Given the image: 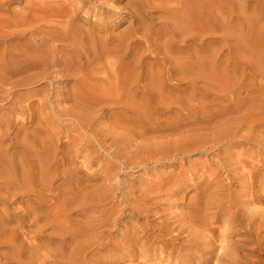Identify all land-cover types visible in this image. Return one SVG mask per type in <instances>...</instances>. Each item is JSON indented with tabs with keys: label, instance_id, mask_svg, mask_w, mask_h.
<instances>
[{
	"label": "bare ground",
	"instance_id": "1",
	"mask_svg": "<svg viewBox=\"0 0 264 264\" xmlns=\"http://www.w3.org/2000/svg\"><path fill=\"white\" fill-rule=\"evenodd\" d=\"M86 1V0H85ZM88 1V3H90V2H92L91 0H87ZM95 1V0H94ZM96 1H98V0H96ZM240 1H242V0H240ZM245 1V3L244 4H246V1L247 0H244ZM258 1V0H257ZM0 2H2L1 0H0ZM6 3V1H3V3ZM103 2V1H102ZM261 3H262V1H260ZM239 0H126V2H125V12H126V14L123 16V18L122 19H129L128 21V25H127V27H126V29L123 31V30H121V31H123V32H119V34L117 35L116 34V36H112V37H110V35H109V37H108V35L106 36V37H104V36H102L101 38L100 37H98L99 35H93L92 33L93 32H90V30H81V29H79V27H78V29L77 28H73L72 27V29L69 31V29L67 28V26H65V27H63V30L64 31H62L61 32V30L60 29H58V35L61 33V35H59V36H61V38L60 37H58V38H55V37H50L51 39L52 38H55V39H52L51 40V43H50V48L48 49L47 47H46V45H45V47H44V45H43V50H44V48L46 49V51H45V53H43L42 55L40 54H37L38 53V51L40 50V47H42V46H37L36 45V43L35 42H33V45H36L37 47H39V50L38 51H36V49L34 50V51H36L37 53V55L35 56V55H32V51H30L32 48H28L27 46H22V48H21V50H23V47H27L29 50H27V52L28 51H30V52H28V53H30V55H24L23 57H29V56H31L32 58H34V59H32V60H30V58H29V62H28V60L27 59H25L24 60V62H26V63H28L29 65H31L32 66V69L33 68H35V70H36V68H37V71L36 72H34V73H30L31 72V70H29L30 72V75L27 73L28 72V68H27V71H26V73H27V75L29 76L28 78L26 77L25 79H24V77H25V75L24 76H22L23 77V79H21V77L19 78V76L17 77V78H19L18 80H14V79H16V77L14 78L13 76H15V75H20L21 73H22V71H19L20 72V74L18 73V70L16 69L15 70V68L12 66V64H10V63H12V61L11 62H9L8 61V59L7 58H4V57H2V58H4V59H7V61L9 62H7L6 63V60H5V62L3 61V62H1L0 61V63H3L2 65L0 64V66H1V71H0V88L1 87H4L5 85H8V87L6 88H2L1 90H0V102H3V101H6L7 99H8V97H10V96H12L13 94V89H15L16 88V86H19V87H17V88H20V86L21 85H27V86H33V85H36V82L38 83V82H40L39 84V86H40V89H49L50 90V85H53V83H58V81H61V79L62 78H64V77H69V79H70V77H72V81L71 82H73L74 83V86L72 85V87H70L71 88V94L70 95H68L67 94V90L65 91L66 93H64L65 94V96L61 99V100H58V105H59V102H64V103H66L67 102V100H70V103H67L69 106H65L66 108H62L61 107V105L62 104H60L59 106L61 107V109H60V107H57L56 105L54 106V109L53 110H55L54 111V114H59V116L61 117V115H64V116H67L68 117V121H70L69 122V125L70 124H74L75 125V127H78V128H76V129H78L79 131H80V133L78 132V130H77V132L79 133V135L77 134V133H71V135L72 134H77V137H78V139H80L79 140V142L81 141V143L83 144H80L79 145V147L78 146H76V144H74V141L73 142H71L70 140V144L68 143V145H66V147L65 148H63V149H61V148H59L58 146H56V144H54V142H52V140H54L55 139V137H54V135H56L54 132L57 130V129H55V131L54 130H52V131H54V132H49L50 130H51V128H50V130L49 131H47V130H42V127L40 126L43 122H42V120H41V118H39V117H41V115H43L42 116V118H44V116H46V115H49V114H47L46 113V115L44 114L45 112H44V107H41L42 109H43V111H38V110H36V107H35V109H33V108H30V110L32 109V111L33 110H36V112L34 111V112H32L31 111V114H36V115H39V116H37V119L36 118H34L35 116L34 115H31V114H28V116L30 115V116H34L33 118L34 119H36V123L38 124V127H34V128H32V127H30V128H32L33 129V131H30L31 132V134L29 135L28 133H26L25 132V134L23 135V137H22V139H21V137L19 138V134L17 135V131H16V133H15V140L14 141H16V138L18 137L19 139H21V141H20V146H18V144H17V146H18V148L16 149L15 148V146H14V148L16 149V151H14V150H12L13 152H10V153H8V149H7V147H4L3 146V143H5L4 141H5V138H4V136H6V135H8V131H9V129H11V128H9V127H6L7 126V124H8V122H10L9 121V119H7V121L6 122H4V125H5V123H7L6 124V126H2L3 124L0 122V203H4V204H6V206L8 205V203L10 202V203H15V202H18V204L14 207V209L12 210V215L11 216H9V217H7V218H2V217H0V250L1 249H3V250H1V253L4 251V253H3V256H2V262L0 261V263H2V264H45V262L47 263V264H99V263H94L93 261H91V257L93 258V256H91L90 257V254H89V252H91L93 249H90L91 247H94V246H92V242L94 243V241L96 242V243H98L97 241H96V239L97 240H100V238L102 239V237L100 236L99 237V239H98V237L96 238H92L91 239V235H89L88 236V234H89V232H90V227L92 228V226L94 225V227H93V229L91 230V232H92V234L93 233H96L95 231H96V229L94 230V228H97L98 227V225H102V222L100 223V224H98L97 223V227H95V225L96 224H94V222L92 223L90 220H92L93 218H94V216L91 218L90 217V214H92V213H90L89 215L88 214H86V215H88L89 217H87V219H86V221H85V219H84V222L82 221V220H79V221H82L81 222V226L82 227H78V225L76 226L75 224H74V226L77 228V230H76V228L73 226V223H75V221L74 220H72V221H74L73 223L70 221L71 220V216H69L70 218V220L68 219V217L67 216H65L63 213L64 212H66L67 213V211L68 210H70L71 209V207H74L75 206V208H77L76 207V205L77 206H79V205H82L81 207H83V205L84 204H86L87 203V205H84V206H89L88 205V203H89V201L88 202H86L85 203V201H86V198H84V197H87L88 198V196L86 195V196H84L85 194H87V193H89V192H85L84 193V195H83V198L85 199H80L81 197H82V194L80 195L79 194V191L81 192V191H83V189H88V188H82L81 190L79 189V187H78V182H76V181H73V182H76L77 184H76V186L75 187H73V185H71L70 184V181L73 179V174L74 173H76L77 172V169H75L76 171H74V169H73V172H72V170H71V168H70V170L71 171H67V168H66V166L69 164V163H72V162H70V161H72V159H71V152H74L75 153V155L74 156H76V155H78L79 153H82V154H89V152L92 150V149H94V144H93V142H92V140H91V138L93 139H95V143H97L98 144V146H100V147H103V143L105 142L106 143V140H107V138H108V136L110 135V134H112V136H111V138L113 139V141L114 142H121L122 143V145L121 146H119V147H121L122 148V146H123V150H122V152L124 151V148H128V147H130V145H132L133 146V148L131 147V148H129V150L130 149H132V150H135V149H137L138 150V148H141L140 147V145H138L139 143H140V141H142V143H144L143 142V139L145 140V142H146V138H148V140L147 141H149V137H146V136H143L144 138L143 139H141L140 141H139V143H135L136 145H134V143L133 144H131V142H132V140H133V142H137V138H141L142 137V135H141V133L139 134V131L140 132H142L143 134L145 133V132H148V131H146V129L147 128H144L145 127V125H144V127H143V124L145 123V121H149L150 119H151V117H152V115H153V109L154 108H156V104L159 102L160 103V105H162V106H165L167 103H165L164 105H163V103L166 101V102H168V100H171L172 99V101L170 102V104L171 105H173V104H175L176 105V107H178V106H180L181 105V97L183 98V97H185L184 95L182 96L181 95V97L180 98H177L174 94H173V96H172V94L171 93H169L172 97H174L175 96V100H173V98L171 97V99H170V97L168 98L167 97V99H165V97L167 96H165L164 95V92H165V90H166V88H169V86H167V87H165L164 88V86H165V82L166 83H168L167 81H166V79H168L169 80V78H171V77H169V76H175L174 77V79L176 78V81H174V82H181V81H184V82H188L189 84L191 83L192 84V88L190 87L191 86V84H190V88L191 89H188L189 91V94H187L188 96H189V98L187 99V97H186V102H188L189 101V99H191V98H194V95L197 93V92H199L200 90L203 92V90H202V88L203 87H205V86H203V84H204V75H206V77H208L207 75H210L211 77H214L215 76V70H214V68H211V67H209V66H211V65H215L214 63H216V61H217V59H220L219 57H220V54L219 53H221V52H225V51H223L222 49L224 48H227L228 50H229V52H228V50H226L227 52L225 53L226 55V57H224L223 58V61L224 60H227V61H229L230 60V58L233 56V55H231V52L233 53L234 52V55H236L235 54V52L236 53H238V46L236 47V45H238L237 44V41H238V34L239 33H237L236 34V30L238 29V26L240 27V23H239V25H237V26H235V27H237V29L235 30L234 28H233V26H234V22H236V21H234V20H236L235 18H237V17H235V12H237L236 11V9L239 7ZM242 3V2H241ZM255 3V2H254ZM253 3V4H254ZM264 3V2H263ZM263 3H262V5H263ZM91 4V3H90ZM100 4H101V2H100ZM243 4V5H244ZM89 5V4H88ZM98 5V4H97ZM248 5L249 6H251L249 3H248ZM255 5H257L258 6V3L256 2V4ZM0 6H3V5H1L0 4ZM83 6V5H82ZM238 6V7H237ZM241 6V5H240ZM245 6H247V5H244V7ZM257 6L255 7V8H257ZM260 7H261V5H259ZM119 7V6H118ZM242 7V6H241ZM241 7H239L241 10H242V8ZM252 7V6H251ZM259 7V8H260ZM264 7V6H263ZM106 8V7H105ZM104 8V9H105ZM114 8V7H113ZM79 9V8H78ZM86 9V8H85ZM104 9L102 8L101 9V12L102 13H99V15H101V14H103V11H104ZM116 9V8H115ZM253 9V8H252ZM261 9H263L262 7H261ZM63 10V9H62ZM246 10V9H245ZM249 10V9H248ZM257 10V9H256ZM65 11V10H64ZM107 11V10H106ZM109 11H111V10H109ZM252 11V10H251ZM254 11V10H253ZM262 10H259V13L261 12ZM58 12V11H57ZM100 12V11H99ZM243 12H244V10H243ZM250 12V11H249ZM249 12H248V15H249ZM255 12V11H254ZM13 13H16V12H13ZM26 13V12H25ZM66 13V12H65ZM238 13H239V11H238ZM245 13H246V11H245ZM244 13V15L242 16V15H240L241 17H246V14ZM259 13H257L256 12V14H259ZM262 13V12H261ZM260 13V14H261ZM263 13H264V11H263ZM262 13V14H263ZM61 14H63V13H61ZM72 14V13H71ZM239 14H242L241 13V11H240V13ZM251 14V13H250ZM252 14H253V12H252ZM259 14V15H260ZM20 15V14H19ZM22 15V14H21ZM51 15V14H50ZM57 15H59V14H57ZM73 15V14H72ZM153 15H158V17H153ZM254 15L255 14H253L252 16H250L249 15V17L250 18H254ZM264 15V14H263ZM10 16V15H9ZM68 16V15H67ZM103 16V15H102ZM4 17V16H3ZM2 17V18H3ZM7 17V16H6ZM5 17V18H6ZM15 17V16H14ZM13 17V18H14ZM23 17V16H22ZM235 17V18H234ZM258 17V16H257ZM264 17V16H263ZM9 18V17H8ZM7 18V19H8ZM11 18H12V16H11ZM10 18V19H11ZM44 18V17H43ZM64 18V17H63ZM66 18V17H65ZM64 18V19H65ZM239 18V17H238ZM248 18V17H247ZM250 18L249 19H246V20H249V21H247L248 22V24H247V26H249V23H251L250 22ZM259 19H260V17H258ZM4 19V18H3ZM14 19H16V18H14ZM22 19V18H21ZM40 19V18H39ZM67 19V18H66ZM76 19V18H75ZM241 19V18H240ZM239 19V20H240ZM251 19V21L252 22H254L253 20ZM262 19V18H261ZM260 19V20H261ZM18 20V19H17ZM20 20V19H19ZM48 20V19H47ZM54 20V19H53ZM68 20V19H67ZM158 20V21H157ZM159 20H160V22H159ZM13 21V20H12ZM21 21V20H20ZM22 21H24V20H22ZM26 21V20H25ZM32 21H34V20H32ZM37 21V20H36ZM41 21V20H40ZM56 21V20H55ZM54 21V22H55ZM70 21H71V17H70ZM69 21V23H71L72 24V21L70 22ZM122 21V20H121ZM127 21V20H126ZM241 21H242V19H241ZM241 21H239V22H241ZM258 21V20H257ZM262 22H263V20H261ZM62 22H64V20L62 21ZM66 20H65V24H66ZM244 22V21H243ZM246 22V23H247ZM260 22V21H259ZM258 22V23H259ZM3 22H1V24H2ZM12 23V22H11ZM10 23V24H11ZM17 23H18V21H17ZM30 23V22H29ZM33 23V22H32ZM245 23V22H244ZM244 23H243V25H244ZM257 23V22H256ZM255 22L250 26V28L251 29H249V31L251 30V32H252V35L250 34V33H248V35L250 34V38H248V36L245 38V36L247 35V33L245 34V36H243L242 38H241V40H245V41H248L249 39H251L252 40V45L250 44L251 42H248V44L246 45V42L244 43L245 45L244 46H247V48H248V50L250 49V55L248 54V52L247 53H245V51H243L244 53H242V55H241V52H240V55L242 56V57H240L241 59L242 58H245V55H249L250 57H248V56H246V58L248 57L249 59V61H248V63L250 64V77H256V76H258L259 78H260V80H259V82H260V84H258V85H256V86H254V84H256L258 81H252V79H251V87H252V85H253V87H255V89H254V91H253V94L255 95V99H257L256 101H259V105H258V107H257V109H258V111H256L257 113H255L253 110H251L252 112H253V114L254 115H256V114H258L259 113V115H257L255 118H253L252 116V118H250V121H248L247 122V124H246V121H245V123H243L242 121H237V123L239 124V125H241V126H238V124L234 121V123H236L237 124V126H234V124H233V127H231V129L229 130V128L228 127H226V128H228V130L229 131H227V132H229V133H227V134H229L230 136H232V135H234L235 136V134H236V132H237V134H239L238 133V130H240V128L242 129V128H245L244 127V125H246V126H250V127H247V129L246 130H248V128H250V135H251V137H254L253 139H255V137H258L259 139V141H260V139H263V137H264V39H263V35H264V33L263 34H261L262 32L260 31V32H258L260 29H261V25L263 24V23H261V25H257ZM4 24V23H3ZM21 24V23H20ZM19 24V25H20ZM38 24V23H37ZM64 24V25H65ZM68 24V23H67ZM71 24H70V26H71ZM75 24V23H74ZM260 24V23H259ZM25 25V24H24ZM27 25V24H26ZM53 25V24H52ZM236 25V24H235ZM246 25V24H245ZM244 25V26H245ZM4 26V25H3ZM2 26V27H3ZM70 26L68 25V27L70 28ZM76 26V25H75ZM78 26V25H77ZM76 26V27H77ZM256 26V27H255ZM257 26L260 28L257 32L258 33H260L261 35H258V34H256L257 32L255 31V30H257L258 28H257ZM264 25H262V27H263ZM37 27V26H36ZM243 27V26H242ZM241 27V28H242ZM0 28H1V26H0ZM5 28V27H4ZM8 28V27H7ZM6 28V29H7ZM13 28V27H12ZM16 28V27H15ZM35 28V27H34ZM38 28V27H37ZM40 28V27H39ZM60 28V27H59ZM64 28H67V29H64ZM241 28H240V30H241ZM244 28H246L247 29V27L245 26ZM256 28V29H255ZM243 29V28H242ZM247 29V30H248ZM263 29V28H262ZM10 30V29H9ZM9 30H5V29H1L0 31H1V33H0V38H2V36H4L5 35V33H7V31L9 32V34H12L11 32H13L12 30H11V32L9 31ZM43 30V29H42ZM49 30V29H48ZM51 30V29H50ZM60 30V31H59ZM244 30V29H243ZM264 30V29H263ZM19 31H21V30H19ZM32 31V30H31ZM54 31V30H53ZM17 32V31H16ZM16 32H13L14 34L16 33ZM22 32H24V31H22ZM21 32V33H22ZM39 32V31H38ZM46 32H49V31H46ZM218 32H220L222 35H220ZM238 32V31H237ZM243 31H241L240 33L241 34H244V33H242ZM255 32V33H254ZM25 33H26V31H25ZM217 33L219 34V37L221 36H223L224 37V39H226L225 37H227V39H228V42L231 40H229V38H228V36L229 37H231V36H236L235 37V46H233V47H236V51H235V48H231V47H227V39L226 40H224V39H221V38H218L217 40H216V35H217ZM3 34V35H2ZM35 34V33H34ZM36 34H37V32H36ZM36 34H35V36H36ZM49 34H53L52 33V31H51V33H49ZM54 34H55V32H54ZM109 34V33H108ZM8 34H6V36H7ZM30 35H31V33H30ZM39 35V34H38ZM37 35V36H38ZM56 37L58 36L57 35V32H56ZM209 35L211 36V35H214V37L211 39V40H207L208 38H209ZM5 36V37H6ZM9 36V35H8ZM22 36V35H21ZM27 36V35H26ZM32 36V38L34 37V35H31ZM31 36H29V37H31ZM104 37V39H102ZM212 37V36H211ZM222 37V38H223ZM4 38V37H3ZM44 38V37H43ZM43 38H41V39H43ZM232 38V37H231ZM239 38V39H240ZM31 39V38H30ZM59 39V40H58ZM221 39V40H220ZM49 40V39H48ZM48 40H47V42H48ZM54 40H56V41H60L61 40V42H62V45H63V43H69V45H67L66 43H65V45H67V46H62V47H60V50L59 49H57L58 51L57 52H55L56 50H55V46L57 45H55V43H54ZM206 40H207V42H206ZM233 40V39H232ZM250 40V41H251ZM254 40V41H253ZM44 41V39L41 41V42H43ZM55 41V42H56ZM7 42V41H6ZM40 42V43H41ZM46 42V43H47ZM179 43L180 44V48L179 49H175L174 48V46H175V44L176 43ZM232 42V41H231ZM234 42V41H233ZM240 42V41H239ZM238 42V43H239ZM244 42V41H243ZM35 43V44H34ZM49 43V42H48ZM57 43V42H56ZM60 43V42H59ZM177 43V44H178ZM240 43H242V41L240 42ZM7 44V43H6ZM8 44H10V43H8ZM30 44V43H29ZM229 44H230V42H229ZM243 44V43H242ZM5 45V41H4V44H3V46ZM22 45V44H21ZM20 45V46H21ZM49 45V44H48ZM47 45V46H48ZM233 45V44H232ZM250 45V46H249ZM6 46V45H5ZM4 46V47H5ZM32 46V45H31ZM30 46V47H31ZM59 46V45H58ZM177 46H179V45H177ZM229 46V45H228ZM231 46V45H230ZM11 47V46H10ZM15 47V46H14ZM14 47H12V48H14ZM53 47V48H52ZM251 47V48H250ZM11 48V49H12ZM16 48L17 49H19V46L17 47L16 46ZM15 48V49H16ZM35 48V47H34ZM52 48V49H51ZM59 48V47H58ZM143 48V49H142ZM217 48H219L218 50H217ZM242 48V47H241ZM2 49V48H1ZM5 49V48H4ZM3 49V50H4ZM10 49V50H11ZM14 49V50H15ZM38 49V48H37ZM42 49V48H41ZM65 49V50H64ZM67 49V50H66ZM144 49H146V50H148V52L147 53H153L154 54V52H156V54H158L160 57H158L156 60V62H155V60L153 61V62H155V64H156V66H157V68L155 67V70L153 69L152 71H154L153 73L154 74H152V73H150L148 70H146L147 72H149V73H147V72H145L144 73V71L142 70V68L143 67H146L145 65H143V63H142V57H139L142 53L144 54V52H142L141 53V51L142 50H144ZM204 49H211L212 51H213V53L211 54L210 52H212V51H209V53L211 54V55H209L208 56V54H206L209 58H207V56H206V58H205V55H202V54H205V50ZM232 49H234V51H232ZM7 50H8V46H7ZM7 50H5V52L7 51ZM9 50V51H10ZM20 50V49H19ZM20 50V51H21ZM70 51V50H72V53L70 52V54H69V52H68V55H65V53H64V51ZM217 50V51H216ZM244 50V49H243ZM8 51V52H9ZM16 51V50H15ZM15 51H13V52H15ZM42 51V50H41ZM43 51V52H44ZM140 51V55H138V52ZM215 51V52H214ZM220 51V52H219ZM24 52H26L25 51V49H24ZM26 52V54H28ZM40 52V51H39ZM176 53V54H178V55H180V57L178 56V55H174L173 57H171V54H173V53ZM219 52V53H218ZM1 53V52H0ZM7 53V52H6ZM11 53V52H10ZM42 53V52H41ZM5 54V53H4ZM15 54H17L16 52H15ZM20 54H21V52H20ZM23 54H25V53H23ZM145 54H146V52H145ZM224 54V53H223ZM222 54V55H223ZM3 55V54H2ZM7 55H9V54H7ZM147 55V54H146ZM239 55V56H240ZM0 56H1V54H0ZM10 56V55H9ZM11 56H12V54H11ZM155 56V55H154ZM175 56H178V57H175ZM237 56V55H236ZM244 56V57H243ZM6 57V56H5ZM14 57V56H13ZM18 57V56H17ZM20 57V56H19ZM144 57V56H143ZM234 57V56H233ZM22 58V57H21ZM237 58L239 59V57L237 56ZM237 58H236V60H237ZM1 59V58H0ZM11 59V58H10ZM12 59H14V58H12ZM16 59V58H15ZM146 59V58H145ZM222 59V58H221ZM221 59H220V61H221ZM234 59H235V57H234ZM233 59V60H234ZM242 60H244V59H242ZM145 61V60H144ZM147 61V60H146ZM145 61V63H147ZM149 61V60H148ZM246 61V60H245ZM246 61V62H247ZM24 62H22L21 64L24 66V68H25V66L27 65V64H25L24 65ZM231 62V61H230ZM239 62V61H238ZM242 62V61H241ZM241 62H239V65H241L242 63ZM246 62H245V65H246ZM5 63V64H4ZM15 63V62H14ZM144 63V64H145ZM150 63V62H149ZM222 63H224V62H222ZM227 63V62H226ZM233 63V62H232ZM235 63H237V61L235 62ZM241 63V64H240ZM6 64H8V65H6ZM217 64H220V62L218 63L217 62ZM228 64V63H227ZM227 64H225V67L228 69V67L226 66ZM229 64H231V63H229ZM15 66H16V68H18V66H17V63L16 64H14ZM18 65H20L19 63H18ZM148 66V68L146 67V69H149V65L150 64H147ZM151 65H152V63H151ZM150 65V66H151ZM233 65H234V63H233ZM236 65H238V64H235V67H236ZM21 66V65H20ZM20 66H19V68H20ZM217 66V65H216ZM224 66V64H222V67ZM244 65H242V67H243ZM248 66V65H247ZM246 66V67H247ZM3 67H5V68H3ZM22 67V66H21ZM26 67H28V66H26ZM30 67V66H29ZM214 67V66H213ZM221 67V66H220ZM225 67H223V68H225ZM229 67H230V65H229ZM245 66H244V68H246ZM23 68V67H22ZM222 68V70H224ZM225 68V69H226ZM231 68V67H230ZM237 68V67H236ZM235 68V69H236ZM249 68V67H248ZM21 69V68H20ZM30 69V68H29ZM54 69V70H53ZM55 69H57V70H55ZM145 69V68H144ZM151 69V68H150ZM218 69V68H217ZM221 68H219L218 69V71L220 70ZM231 69H233L234 70V68H231ZM239 70H240V66H239V68H238ZM237 69V70H238ZM242 69V68H241ZM22 70V69H21ZM25 70H26V68H25ZM39 70V71H38ZM52 70V71H51ZM222 70H220V71H222ZM244 70V69H243ZM247 70L245 71V72H247ZM24 71V70H23ZM34 71V70H33ZM32 71V72H33ZM242 71V70H241ZM240 71V72H241ZM25 72V71H24ZM243 73H244V71H242ZM230 73H231V71H230ZM233 73V72H232ZM235 73H237L238 74V71L237 72H235ZM243 73H242V75H243ZM23 74V73H22ZM21 74V75H22ZM225 76H228L227 74H225V73H223ZM223 74H221L222 76H223V79L225 78V76L223 75ZM234 74V73H233ZM26 75V76H27ZM100 75V76H99ZM102 75V76H101ZM220 75V74H219ZM220 75V76H221ZM230 75V74H229ZM239 75V74H238ZM220 76H217V74H216V77H214L215 79L217 78V77H219V78H217V82L219 81L218 79H221L220 78ZM231 76V75H230ZM233 76H236V75H233ZM244 76V75H243ZM243 76H241V77H243ZM245 76H247V75H245ZM250 77H248V78H250ZM14 78V79H13ZM213 78V79H214ZM230 78V77H229ZM228 78V80L227 79H225V81H226V84H225V81L223 80V82H224V84L227 86V84H228V86H227V89L226 90H228V88H230L229 86H230V84L232 83V84H234L233 83V81H231V80H233L232 79V76H231V78L229 79ZM235 79H236V81H237V79H240V78H236V77H234ZM244 78V77H243ZM207 79V78H206ZM235 79H234V81H235ZM242 79V78H241ZM257 79V78H256ZM10 80L12 81V82H10ZM49 81V85L47 86V84L45 83V81ZM172 80V79H171ZM209 80V79H208ZM258 80V79H257ZM210 81V80H209ZM208 81V84H210V82ZM214 81V80H213ZM230 81H231V83H230ZM236 81H235V84H236ZM242 81V80H241ZM241 81H239V82H241ZM183 82V83H184ZM207 82V81H206ZM216 82V81H215ZM223 82H222V84L220 83H215V84H219V85H224L223 84ZM238 81H237V83H239ZM244 82V81H243ZM57 83L56 84H54V85H57ZM61 83V82H60ZM68 83V82H67ZM70 83V82H69ZM72 83V84H73ZM244 83H246V82H244ZM65 84H66V82H65ZM170 84V83H169ZM168 84V85H169ZM174 84H176V83H174ZM181 84H182V82H181ZM180 84V85H181ZM207 84V86H209ZM243 83L241 82V85H242ZM38 85V84H37ZM36 85V86H37ZM177 85V84H176ZM187 85H185V88H186V86ZM240 85V84H239ZM246 85V84H245ZM245 85L243 86V87H245ZM27 86H25V87H27ZM35 86V87H36ZM179 86V85H178ZM182 86H184V85H182ZM180 87V89H182L183 88V90H184V87ZM206 86V87H207ZM215 86H217V85H215ZM237 86V85H236ZM236 86H232L231 88H232V90H230V93L231 94H229V95H231V98L229 97V98H227L228 100L230 99V100H232L233 102H235L234 100V98L235 97H237V95L239 94H235V93H237V92H235V91H237V90H233V88H236ZM15 87V88H14ZM23 87V86H22ZM21 87V88H22ZM38 87V86H37ZM37 87H36V89L34 88V87H31V88H34L33 90L34 91H38V89H37ZM58 87V86H57ZM210 87V86H209ZM214 87V86H213ZM222 87H224V86H222ZM238 87V86H237ZM241 87V86H240ZM246 87H247V85H246ZM248 87H249V84H248ZM247 87V88H248ZM252 87V88H253ZM9 88V89H8ZM24 88V87H23ZM29 88V87H28ZM30 88V89H31ZM53 88H55V86L54 87H52L51 88V92H52V96L54 97V95H57V92L55 91V89H57V88H55V89H53ZM59 88V87H58ZM65 88H63L64 90H65ZM171 88V87H170ZM174 88V87H173ZM5 89V90H4ZM30 89L29 90H27V91H30ZM61 89V88H60ZM210 89H216V88H211L210 87ZM217 89H219V87L217 86ZM222 89V88H221ZM239 89H242V88H239ZM245 89V88H244ZM6 90H9V91H6ZM13 90V91H12ZM32 90V89H31ZM44 90V91H45ZM49 90H47V91H45L46 92V94H47V92L49 91ZM62 90V89H61ZM60 90V91H61ZM179 90V89H178ZM220 90V89H219ZM223 90V89H222ZM226 90H224V91H226ZM228 90V91H229ZM243 90V89H242ZM242 90H241V92H242ZM247 90H249V89H247ZM17 91V90H16ZM33 91V92H34ZM168 91H169V89H168ZM173 91V90H172ZM182 91V90H181ZM184 91H186V90H184ZM212 90H210V92H211ZM216 91H218V90H216ZM228 91H227V93H228ZM15 92V91H14ZM18 92V91H17ZM17 92L14 94V95H16L17 94ZM31 92V91H30ZM40 92H43V91H40ZM59 92V91H58ZM183 92V91H182ZM187 92V93H188ZM201 92V93H202ZM205 92V91H204ZM207 92H209V91H207ZM209 92V93H210ZM220 92V94H221V92H222V94H223V91H219ZM235 92V93H234ZM240 92V93H241ZM244 92V91H243ZM32 93V92H31ZM62 93V92H61ZM166 93H168V92H166ZM165 93V94H166ZM176 93H177V91H176ZM181 93V92H180ZM179 92L177 93V94H180ZM209 93H206L205 92V94L207 95L208 94V97H209ZM218 93V92H217ZM225 93V92H224ZM227 93H226V97H227ZM244 93H246V92H244ZM249 93H251V92H249ZM12 94V95H11ZM45 94V93H44ZM45 94V95H46ZM49 94L51 95V93L49 92ZM67 94V95H66ZM182 94V93H181ZM199 94H200V92H199ZM199 94H197V96H199V97H201V94L199 95ZM236 96H235V95ZM8 95H10V96H8ZM42 96H44L43 95V93L41 94ZM48 95V94H47ZM50 95H49V98H50ZM186 95V96H187ZM219 95V94H218ZM218 95L216 94V96L218 97ZM244 95V94H243ZM251 95V94H250ZM156 96V99L158 100V102H157V100H155V97ZM178 96V95H177ZM196 96V97H197ZM211 96V95H210ZM239 96V95H238ZM246 96H249V94L248 95H246ZM252 96V95H251ZM19 98V96H18V94H17V96H13V98H14V100H16V98ZM45 97H47V96H45ZM44 97V98H45ZM52 97V98H53ZM58 97H62V96H59L58 95ZM158 97V98H157ZM198 97V98H199ZM203 97H204V95H203ZM203 97H201V98H203ZM206 97V96H205ZM220 97V96H219ZM224 97V96H223ZM222 97V98H223ZM254 97V96H253ZM17 98V99H18ZM29 98V97H28ZM43 98V97H42ZM43 98V99H44ZM57 97H55V99H56ZM154 98V99H153ZM212 98V97H211ZM214 98V97H213ZM211 99V100H214V99ZM239 98V97H238ZM240 98H241V96H240ZM247 98V97H246ZM38 99V98H37ZM137 99H138V102H137ZM139 99H140V102H139ZM184 99V98H183ZM182 99V100H183ZM195 99V98H194ZM193 99V100H194ZM204 99V98H203ZM202 99V100H203ZM216 99V98H215ZM220 99V98H219ZM224 99V98H223ZM234 99V100H233ZM244 99V98H243ZM249 99V102H250V98H248ZM8 100H10V99H8ZM51 100V99H50ZM49 100V101H50ZM53 100V99H52ZM156 102L155 103V105H154V101ZM184 100V101H185ZM200 102L199 103H201V99H198ZM205 100H206V98H205ZM225 100V99H224ZM224 100H223V103H224ZM227 100V102H229V103H231L232 101H228ZM237 100V99H236ZM241 100V99H240ZM246 100V99H245ZM11 101H12V99H11ZM16 101H19V100H16ZM35 101V100H34ZM40 101V103L43 101V100H39ZM45 101H46V98H45ZM48 101V102H49ZM54 101V100H53ZM56 101V100H55ZM196 101H197V98H196ZM215 101V100H214ZM218 101H220V102H222V99L221 100H218ZM7 102H9V101H7ZM47 102V101H46ZM69 102V101H68ZM190 102H192L191 104H190V106L191 105H193V101H189V103ZM198 102V101H197ZM203 102H205L204 100H203ZM202 102V103H203ZM216 102H217V100H216ZM238 102V101H237ZM237 102H235V103H237ZM242 102H244V101H242ZM246 102V101H245ZM248 102V101H247ZM248 102V103H249ZM18 103V102H17ZM43 103H44V101H43ZM50 103V102H49ZM57 103V102H56ZM55 102H52L51 104H56ZM158 103V104H159ZM184 103V102H183ZM182 103V104H183ZM205 103H207V101L205 102ZM210 103H211V101H210ZM225 103H226V101H225ZM235 103H232L233 104V106H235ZM238 103H240V102H238ZM237 103V104H238ZM2 104V103H1ZM3 104H6V103H3ZM11 104V105H10ZM10 104H9V108L8 109H6L5 108V110H8L9 111V113L8 114H10V115H8V114H4V116H6V117H9V116H11V114H12V112H14V111H16V112H21V111H24L23 110V108L21 107H18L19 105H17V104H15V101H12V102H10ZM157 104V105H158ZM204 104V103H203ZM209 104V103H208ZM212 104H214V102H212ZM221 104V103H220ZM231 104V105H232ZM236 104V105H237ZM241 104H243V103H241ZM247 104V103H246ZM250 104V103H249ZM249 104H247V105H249ZM40 105H42V104H40ZM63 105H65V104H63ZM167 105H169V102H168V104ZM167 105H166V107H167ZM186 105V107H188L187 106V104H185ZM189 105V104H188ZM195 106L197 105V104H194ZM193 105V106H194ZM199 106H197V108L199 107V109H200V104H198ZM205 105V104H204ZM204 105H202V106H204ZM207 105V104H206ZM206 105H205V107L204 108H206ZM217 105H219V103L217 104ZM224 105V104H223ZM225 105H227V104H225ZM239 106H243V105H240V104H238ZM237 105V106H238ZM246 105V106H247ZM251 105V104H250ZM2 106H4V105H2ZM43 106H44V104H43ZM50 106V105H49ZM194 106V107H195ZM201 106V107H202ZM215 105H213V107H214ZM245 106V103H244V107H246ZM6 107V106H5ZM26 107V106H25ZM46 107V106H45ZM64 107V106H63ZM111 107H113L114 108V113L113 112H111V114H110V109L109 108H111ZM159 107H161V106H159ZM169 107V110H170V105L168 106ZM172 107V106H171ZM174 107V106H173ZM180 107H182V105L180 106ZM185 107V108H186ZM208 107V106H207ZM230 107V106H229ZM229 107H225V108H229ZM236 107V106H235ZM234 107V108H235ZM249 107H254V106H249ZM39 109H41L40 107H38ZM51 108V107H50ZM50 108H48V109H50ZM163 108H165V107H162V110H163ZM196 108V107H195ZM217 108H219L220 109V106H218ZM233 109V107L231 106L230 107V109ZM243 108V107H242ZM256 108V107H255ZM107 109H109L108 111H107ZM130 110V111H135L136 113H135V115H138V119L136 118V117H132L131 119L132 120H134V118H136V122L139 124V130L138 129H135L136 127L135 126H133L134 124H133V122H132V124H130L131 122H129L128 121V119L126 118V116L128 115V114H126L125 115V111L126 110ZM158 109V108H157ZM174 109V108H173ZM175 109H178V108H175ZM184 108H182V110H183ZM189 109H192V108H189ZM198 109V110H199ZM208 109V108H207ZM219 109H216V110H214V111H216L217 113L215 114V115H218V113L220 112V115L222 114L221 113V111H217V110H219ZM238 109H241V108H238ZM238 109H237V111H238ZM246 109H247V107H246ZM248 109H250V108H248ZM254 109V108H253ZM2 110H4L3 108H2ZM1 110V111H2ZM27 111H28V109H26ZM46 110V109H45ZM53 110H52V112H53ZM125 110V111H124ZM162 110H161V112H162ZM168 110V109H167ZM187 110V109H186ZM186 110H184V111H186ZM201 110V109H200ZM199 110V111H200ZM202 110L203 111H207V110H205V109H203V107H202ZM202 110H201V112H202ZM221 110H224L223 108L221 109ZM227 109H225V111H226ZM241 110H244V109H241ZM124 113H123V112ZM155 111H156V109H155ZM159 111V110H158ZM165 111V109L163 110V112ZM178 110H176L175 112H177ZM181 111V110H180ZM188 111V110H187ZM209 111V110H208ZM207 111V112H208ZM213 111V112H214ZM225 111L223 112V114L225 115ZM229 111V110H228ZM234 111H236V110H234ZM233 111V112H234ZM234 112V113H237L238 114V112ZM247 111H249V113H250V110H247ZM247 111H244L245 112V114H246V112ZM29 112V111H28ZM38 112V113H37ZM44 112V113H43ZM48 112V111H47ZM108 112H109V114H108ZM129 112V111H128ZM127 112V113H128ZM160 112V111H159ZM169 112V111H168ZM196 112V111H195ZM227 112V111H226ZM230 112V111H229ZM228 112V113H229ZM232 112V111H231ZM241 112V114H242V112L243 111H240ZM3 113V112H2ZM25 113H26V111H24V116H25ZM43 113V114H42ZM48 113H50V111L48 112ZM165 113V112H164ZM185 113V112H184ZM189 113V112H188ZM198 113V112H197ZM210 113V112H209ZM212 113V112H211ZM210 113V114H211ZM234 113H232V114H234ZM156 114H158V112L157 113H155L154 115H156ZM173 114V113H172ZM177 114V113H176ZM181 114L184 116V115H188V114H183V111L181 112ZM181 114H177V116H181ZM189 114H192V113H189ZM194 114V113H193ZM196 114V113H195ZM199 114V113H198ZM202 113H200V117L202 116H205V114H207V113H205L204 115H201ZM209 114V115H210ZM213 114V115H214ZM223 114H222V117H221V119H222V121H225V120H228V119H226L225 117H231L232 118V116H236V117H238L237 115H232V116H226L225 115V117L223 116ZM230 114V113H229ZM240 114V113H239ZM240 114V115H241ZM252 113H251V115H253ZM13 115V114H12ZM135 115H133V116H135ZM197 115V114H196ZM214 115V117H217V116H215ZM243 115V114H242ZM241 115V116H242ZM248 115V114H247ZM247 115H244L245 117L247 116ZM4 116H3V118H4ZM15 116V115H14ZM63 116V117H64ZM160 116V115H159ZM174 115H172V117H173ZM182 116V117H183ZM189 116V115H188ZM194 116V115H193ZM212 116V114L210 115V117ZM243 116V117H244ZM250 116V115H249ZM2 117V116H1ZM48 117V116H47ZM46 117V118H47ZM49 117H50V115H49ZM47 118V119H49L50 120V118H54L55 116L53 115L52 117H50V118ZM56 117H58L57 115H56ZM66 117V118H67ZM129 117H131V116H129L128 115V118ZM157 117V116H156ZM171 117V116H170ZM170 117L168 118V119H170ZM178 117V118H179ZM182 117H180V120L182 121L183 120V118ZM186 117V116H185ZM194 117H196V116H194ZM199 117V116H198ZM206 117V116H205ZM204 117V118H205ZM213 117V118H214ZM219 117V116H218ZM235 117V118H236ZM248 117V116H247ZM246 117V118H247ZM13 118V117H12ZM24 118V117H23ZM27 118V117H26ZM32 118V119H33ZM46 118L43 120V121H45L46 120ZM53 118H52V120H53ZM65 118V119H66ZM108 119V118H110V120L108 119L107 121H110L109 122V125H108V123L106 124L105 123V121H104V119ZM174 118V117H173ZM177 118V117H176ZM182 118V119H181ZM194 119L193 117H191L190 116V119ZM197 118V117H196ZM208 118V117H207ZM212 118V117H211ZM225 118V119H224ZM235 118H233V119H235ZM241 118V117H240ZM240 118H238V120L240 119ZM1 119V118H0ZM6 119V118H5ZM4 119V120H5ZM25 119V118H24ZM28 119H30V118H28ZM62 119V118H61ZM105 119V120H106ZM130 119V118H129ZM154 119V118H153ZM152 119V120H153ZM203 118H201V121H203L202 120ZM206 119V118H205ZM220 119V118H219ZM219 119H216V120H218V121H220ZM224 119V120H223ZM248 119H249V117H248ZM10 120H11V118H10ZM15 120V122H16V119H14ZM26 120V119H25ZM48 120V121H49ZM51 120V121H52ZM132 120H130V121H132ZM174 121H175V118L173 119ZM172 120V121H173ZM179 120V119H178ZM177 119H176V121H177V123L178 124H176V123H174V124H176V126L177 125H181V124H179V121H178ZM186 120H188V119H186ZM185 119L183 120V121H186ZM209 120H210V118H209ZM207 121V122H210V121ZM212 120V119H211ZM230 121L229 122H231V120L232 119H229ZM237 120V119H236ZM244 120H246V119H244ZM2 121V120H1ZM12 121V120H11ZM21 121V120H20ZM31 121V120H30ZM33 121V123H34V120H32ZM48 121H45V123H44V125L46 124V122H47V124L49 123ZM63 121V120H62ZM65 121V120H64ZM104 121V122H103ZM171 121V123L173 124V122ZM191 122H192V120H190ZM194 121V120H193ZM218 121H216V122H218ZM221 121V124L223 125V126H225V122H222ZM28 122H29V120H28ZM71 122H73V123H71ZM134 122H135V120H134ZM154 122V121H153ZM187 122V121H186ZM191 122H189V123H191ZM196 123H197V125H198V123L200 122V120H198V122H197V120L195 121ZM204 122V121H203ZM213 122V121H212ZM227 122V121H226ZM250 122V123H249ZM33 123H32V125H33ZM36 123H34L35 125H36ZM68 123V122H67ZM137 123H136V125H137ZM150 123H152L151 121H149L148 122V125L150 124ZM189 123H187V124H189ZM204 123H206V122H204ZM219 123V122H218ZM232 123H233V120H232ZM11 124H13V122L11 123ZM10 123L8 124V125H11ZM15 124V123H14ZM13 124V125H14ZM20 124V123H19ZM49 124H51V123H49ZM48 124V125H49ZM129 124H130V126H129ZM168 124H170V122L168 123L167 122V125ZM173 124V125H174ZM186 124V126H188V128H189V125H187ZM211 124H213V123H210V124H208V125H206L205 124V126L204 125H202L201 124V122H200V126H204V127H208L209 128V125H211ZM216 123L214 122V124L213 125H215ZM220 123H219V125H221ZM226 124H228V123H226ZM229 124H231V123H229ZM16 125V124H15ZM55 125H58V124H56L55 123ZM65 125V124H64ZM131 125H132V127H131ZM192 125H196V124H190V126H192ZM197 125H196V127H194V129L195 128H198L197 127ZM212 125V126H213ZM219 125L217 124V128H215L214 130H213V132H210V131H212L211 129L214 127H210V131H209V133H211V134H209V136H212V134L214 135L215 134V132H216V134L218 133L217 131L219 130L218 129V127H219ZM221 125V126H222ZM259 126V127H263V128H261L259 131L257 130L256 132H258V133H256L255 134V130L256 129H254V127L255 126ZM18 126V125H17ZM19 126H21V124L19 125ZM18 126V127H19ZM47 126V125H46ZM45 126V127H46ZM146 126H147V124H146ZM175 126V125H174ZM178 126V127H179ZM183 126H184V124H183ZM182 126V127H183ZM199 126V128H202V127H200ZM229 126V125H228ZM24 127V126H23ZM28 127V126H27ZM48 127V126H47ZM46 127V128H47ZM137 127H138V125H137ZM171 127H173V126H171ZM193 127V126H192ZM215 127H216V125H215ZM22 127H20L19 128V131H20V129H21ZM44 128V127H43ZM70 128V127H69ZM71 128H73V126H71ZM71 128L70 129H68V131L66 130L65 132H66V134H67V132L69 133V132H71V131H69V130H71ZM152 127H151V125H150V131L149 132H152V129H151ZM167 128H168V126H167ZM175 128H177V127H175ZM179 128H181V127H179ZM178 128V129H179ZM183 128H185V130L187 129L186 127H183ZM18 129V128H17ZM53 129V128H52ZM59 129V128H58ZM122 129H123V131L124 132H122ZM126 131H125V130ZM149 129V128H148ZM190 129H191V127H190ZM189 129V130H190ZM193 129V130H194ZM207 129V128H206ZM216 129H218V130H216ZM27 130V129H26ZM29 130V129H28ZM31 130V129H30ZM60 130V129H59ZM74 130V129H73ZM104 130V131H103ZM119 130H121V131H119ZM138 130V131H137ZM170 130V129H169ZM173 129H171V131H172ZM179 130H181V129H179ZM188 130V129H187ZM186 130V131H187ZM189 130H188V132H189ZM200 130V129H199ZM203 130H204V128H203ZM220 130H223L222 128L220 129ZM219 130V135H221L220 134V132H224V130L223 131H220ZM25 131V130H24ZM23 131V132H24ZM174 131H178V130H174ZM183 131V130H182ZM204 131H207V130H204ZM244 131V130H243ZM242 131V132H243ZM253 131H254V134H255V136H253ZM14 132V131H13ZM22 132V133H23ZM57 132V131H56ZM73 132V131H72ZM76 132V131H75ZM118 132H122L121 134H118ZM173 132V131H172ZM180 132V134H181V131H179ZM193 132V131H192ZM195 132V131H194ZM193 132V133H194ZM199 132H201V130L199 131ZM198 132V133H199ZM203 132V131H202ZM202 132H201V134H202ZM242 132H240V133H242ZM247 133V131H244V133ZM60 133V132H59ZM183 133V132H182ZM191 133V132H190ZM196 133V132H195ZM194 133V134H195ZM207 133V132H206ZM249 133H247L248 134V137H249ZM12 134V133H11ZM62 134V133H61ZM145 134H147V133H145ZM175 135H176V133H174ZM186 134V133H185ZM185 134H182L181 135V138H182V136L183 135H185ZM188 134V133H187ZM197 134V133H196ZM215 134V135H216ZM227 134H224L225 136L224 137H222L223 138V140H225V139H227V138H225L226 136H228ZM236 134V135H237ZM258 134V135H257ZM71 135H70V137H71ZM169 135V134H168ZM172 135V134H171ZM178 135V134H177ZM189 135V134H188ZM191 135V134H190ZM190 135H189V137H190ZM193 135V134H192ZM208 135V134H207ZM244 135V134H243ZM243 135H240V136H242L244 139H246V135L245 136H243ZM10 136V135H9ZM8 136V137H9ZM57 136V135H56ZM69 136V135H68ZM68 136L67 137H65V138H68ZM140 136V137H139ZM167 136V135H166ZM205 136H206V134H205ZM222 136H223V134H222ZM230 136H228L229 138V141H230V139L232 140V138H230ZM233 136V137H234ZM239 135H237L236 137H238ZM7 137V138H8ZM60 137V136H59ZM146 137V138H145ZM151 137V136H150ZM157 137V136H156ZM160 137V136H159ZM162 137V136H161ZM163 137H165V136H163ZM177 138H178V136H176ZM187 137V136H186ZM188 137V138H189ZM200 137V136H199ZM215 137H218V139L220 140V138H221V136H214V138H213V136H212V140H213V142H214V144L217 146L219 143H217V142H220L217 138V140H216V142L214 141V139H215ZM236 137H234V138H236ZM242 137H240V138H242ZM6 138V139H7ZM13 138V137H12ZM11 138V139H12ZM54 138V139H53ZM58 138V137H57ZM72 139L73 138H75L76 139V137H75V135H74V137H71ZM82 138V139H81ZM134 138H136L135 139V141H134ZM176 138V139H177ZM191 138V137H190ZM190 138H189V140H190ZM198 138V137H197ZM207 138V137H206ZM209 138H211V137H209ZM225 138V139H224ZM11 139L9 140V141H11ZM14 139V138H13ZM111 139V140H112ZM151 139V138H150ZM153 139H155V138H153ZM166 139H168V138H166ZM172 139H174V137L172 138ZM183 139H185V138H183ZM192 139H194L193 137H192ZM257 139V138H256ZM17 140V142H19ZM57 140V139H56ZM55 140V141H56ZM109 140H110V137H109ZM115 140H117V141H115ZM139 140V139H138ZM164 141H166L165 139H163ZM170 140V139H169ZM179 140L180 139H178V144H179ZM197 140V139H196ZM196 140H194V141H196ZM208 140V139H207ZM207 140H203V141H207ZM234 140V139H233ZM237 140H238V138H237ZM248 140V139H247ZM264 140V139H263ZM13 141V142H14ZM131 141V142H130ZM159 141H161V140H159ZM188 141V140H187ZM193 141V142H194ZM198 141H199V139H198ZM211 141V140H210ZM222 141V140H221ZM228 141V140H227ZM238 141H240V139L238 140ZM243 141V140H242ZM255 141V140H254ZM253 141V142H254ZM262 141V140H261ZM56 142H58V141H56ZM77 142H78V140H77ZM79 142H78V144H79ZM112 142V141H111ZM125 142H129V144H127V143H125ZM150 142H152V139H151V141ZM175 142V143H176ZM182 142V141H181ZM180 142V143H181ZM185 142H186V140H185ZM212 142V141H211ZM222 142H225V141H222ZM235 142V141H234ZM241 142V141H240ZM7 143V142H6ZM10 143V142H9ZM11 143H12V141H11ZM75 143H76V141H75ZM104 143V144H105ZM119 143H117V144H119ZM123 143H124V145H126V146H124L123 145ZM164 144H165V142H163ZM171 144L173 143V142H170ZM174 143V144H175ZM177 143H176V146H177ZM188 143H190L189 141H188ZM199 143H200V141H199ZM228 143V142H227ZM237 143V142H236ZM239 143V142H238ZM257 143V142H256ZM262 143V142H261ZM14 144V143H13ZM59 143H57V145H58ZM110 144V143H109ZM115 144V145H114ZM114 144H112V145H114V146H116V148H117V145H116V143H114ZM146 144V143H145ZM159 144V143H158ZM162 144V143H161ZM159 145V150L157 149L158 147H156L157 145L156 144H154L153 145V150H155V152L154 153H156L157 154V152H156V150H158V153H159V151L161 150L162 151V149L163 148H161L160 146H162L163 145V147H165L164 146V144H162V145ZM183 144V143H182ZM184 144H186V143H184ZM195 144H196V142H195ZM214 144H211V145H214ZM254 144V143H253ZM10 145V144H9ZM14 145H16V144H14ZM72 145L73 146H76L75 148H73L72 147ZM112 145H110L111 147H112ZM139 146V147H137V148H135L134 149V147L135 146ZM156 145V146H155ZM169 145V144H168ZM167 145V146H168ZM189 145H194L193 143L192 144H188V146ZM204 145H205V143H204ZM236 145V144H235ZM263 145V144H262ZM39 147V148H36V147ZM95 146H96V144H95ZM128 146V147H127ZM149 146V147H148ZM147 147L150 149V147H151V152L150 153H147V152H145V151H143V149L145 148V149H147V147H143L142 148V151H143V153H139L140 152V150L141 149H139L138 151L139 152H134V151H128V149H125V151L123 152V154L126 152V150H127V152H130V154H127L126 153V155H130L131 156V153H135L134 155H132V156H136V157H138V153L142 156V157H144V152H145V154H151L152 153V146H150V145H148ZM172 146H174L173 144H172ZM181 146H183V145H181ZM181 146H177V147H175V151L176 150H178V149H184L185 147L183 146V148H181ZM197 146L198 145H196V148H197ZM200 146V145H199ZM206 146V145H205ZM10 147V146H9ZM63 147V146H62ZM104 147H105V145H104ZM106 147L108 148V146L106 145ZM190 147V146H189ZM12 148V147H11ZM14 148H12V149H14ZM113 148V147H112ZM115 147L113 148L115 151L118 149H116ZM176 148H178V149H176ZM203 148V147H202ZM210 148V147H209ZM98 149V148H97ZM99 149H102V148H99ZM104 149V148H103ZM102 149V150H103ZM169 149H171V148H169ZM191 149V148H190ZM189 149V150H190ZM206 149V148H205ZM11 150V149H10ZM95 150V149H94ZM113 150V151H114ZM119 150V149H118ZM117 150V151H118ZM165 150V149H164ZM163 150V151H164ZM180 150H178L179 151V153H181V151ZM186 150H187V147H186ZM186 150H185V152H186ZM193 150V149H192ZM104 151V153L105 152H107V153H109L110 151H107L106 149H104L103 150ZM112 151V150H111ZM112 151V152H113ZM141 151V152H142ZM147 151V150H146ZM94 151H92V153H93ZM96 152V151H95ZM102 152V151H101ZM119 153L121 152V151H118ZM122 152H121V155H123L122 154ZM171 152V151H170ZM172 152H173V148H172ZM183 152V151H182ZM184 152V153H185ZM73 153V154H74ZM92 153H90V155L92 154ZM117 154V153H114L113 152V154H115V155H118V156H120V154ZM99 154H100V152H99ZM102 154V153H101ZM100 154V155H101ZM111 154V153H110ZM110 154L108 155V156H110ZM137 154V155H136ZM162 154V153H161ZM164 154H165V152H164ZM191 154V153H190ZM94 156H96L94 159H96L97 157H98V155H95V154H93ZM103 155V154H102ZM105 155V154H104ZM103 155V156H104ZM125 155V154H124ZM125 155V161H127V156ZM139 155V160L138 159H136L137 160V162L138 161H140V160H142V158H141V156ZM147 155H145L147 158H146V160L145 161H147L149 158H150V156L152 155H150V156H147ZM155 155V154H154ZM153 155V156H154ZM160 155V154H159ZM166 155H168L169 156V154H167L166 153ZM170 155H173V154H170ZM6 156H8V157H6ZM80 156H81V154H80ZM103 156H101V158L103 157ZM153 156H151V157H153ZM157 156V155H156ZM182 156V155H181ZM93 157V156H92ZM100 157V156H99ZM112 157V154H111V156H110V158ZM121 158L123 157V156H120ZM120 157H118L117 158V160L120 158ZM149 157V158H148ZM163 157V156H162ZM78 158V157H77ZM85 158V157H84ZM83 158V159H84ZM100 158V159H101ZM130 158L131 157H129L128 159V162L130 161ZM141 158V159H140ZM154 158V157H153ZM145 159V158H144ZM144 159L142 160V162H144ZM155 159V158H154ZM153 159V160H154ZM87 160V159H86ZM93 160V159H92ZM102 160V159H101ZM104 160H105V158H104ZM114 160V159H113ZM123 160V159H122ZM151 160H152V158H151ZM75 161V160H74ZM85 161V160H84ZM95 161V160H94ZM96 161H99V159H97ZM106 161V160H105ZM124 161V160H123ZM122 161V162H123ZM155 161H156V159H155ZM223 161V160H222ZM99 162H101V161H99ZM107 162V161H106ZM117 163L119 162V161H116ZM122 162H121V164H122ZM132 161H130V163H131ZM133 162L135 163V161L133 160ZM132 162V163H133ZM141 161H140V163H142ZM157 162H158V160H157ZM85 163H88V162H85ZM90 163V162H89ZM89 163H88V165H89ZM98 163V162H97ZM109 163V160H108V162L107 163H105L104 165H106V164H108ZM111 163V162H110ZM109 163V164H110ZM113 163V162H112ZM123 163H125V162H123ZM133 163V164H134ZM139 163V162H138ZM166 163V162H165ZM226 163V162H225ZM102 164V163H101ZM100 164V165H101ZM108 164V165H109ZM126 164V163H125ZM155 164V163H154ZM157 164V163H156ZM155 164V165H156ZM160 164V163H159ZM72 165V164H71ZM87 165V164H86ZM103 165V164H102ZM107 165V167H110V166H108ZM112 165V164H111ZM132 165V164H131ZM140 165V164H139ZM141 165H143V164H141ZM225 165V164H224ZM227 165V164H226ZM85 166V164L83 165V167ZM97 166V165H96ZM116 166V165H115ZM228 166V165H227ZM34 167H36L37 168V170L35 171L34 170ZM101 167V166H100ZM132 167V166H131ZM149 167V166H148ZM73 168V167H72ZM99 168V167H98ZM227 168V167H226ZM103 169V168H102ZM129 169V168H128ZM228 169V168H227ZM236 169V168H235ZM35 172H34V171ZM69 170V169H68ZM103 170H105V169H103ZM123 170V169H122ZM242 170V169H241ZM245 170V169H244ZM102 171V170H101ZM106 171V170H105ZM223 171H226V170H223ZM231 171H232V169H231ZM62 173L63 174V172L65 173L64 174V176H63V178H61V179H63L64 181H66V185H62L63 187H67V185L68 184H70L71 186H70V188L69 187H67L68 189L66 190V187H65V189H64V191L62 192L61 190H56V192L54 191H52V187L54 188L55 186H53L52 185V182H54L53 180H54V178H57L58 179V177H59V173ZM70 172H72V173H70ZM221 172V171H220ZM244 172V171H243ZM108 173V172H107ZM228 173V172H227ZM249 173V172H248ZM59 174V175H58ZM77 174V173H76ZM104 174V173H103ZM110 174V173H109ZM234 174V173H233ZM232 174V175H233ZM239 174V173H238ZM250 174V173H249ZM248 174V175H249ZM254 174V173H253ZM58 175V177H56ZM229 175V174H228ZM79 176V175H78ZM107 176V175H106ZM237 176V175H236ZM244 176V175H243ZM62 177V176H61ZM226 177V176H225ZM249 177H250V175H249ZM75 178H77V176H75ZM74 178V179H75ZM79 178V177H78ZM260 178V177H259ZM57 179H56V181H57ZM263 179V178H262ZM261 179V180H262ZM77 180V179H76ZM108 180V179H107ZM249 180H251V177H250V179ZM261 180H258V179H256V181H252L251 183H249V184H245L246 185V187H248V192H247V195H248V197H247V199H245L244 200V197H243V200L244 201H237V200H235L234 198H235V196L233 197V195L232 194H229V193H222V195H220V194H216V195H220V197H219V199L217 198V197H215L217 200H214V195H212L211 197H208L209 199L208 200H206L207 199V197H204L205 198V201L203 202L204 203V205L202 204V203H200L201 205H203V206H201L202 207V210H200V208H199V205H197V207H195L194 208V210H193V212H191V215H189L186 219H183V222H182V224L179 226V228H178V226H177V228L179 229V230H177V231H175V232H177L176 233V235H177V237H175L174 238V240L175 241H178L179 240V238H180V236L182 235V233H184V235H185V232L187 233L186 234V237H188L186 240H188V241H190V242H192V241H195V242H197V244L199 245V246H197V247H200L201 249H197V252H198V254L197 255H195L194 257H192V258H185V259H183L182 258V262H180L179 261V259L178 258H180V257H175V261H177V264H264V208H261V206L260 205H264V195L261 193V191L263 190L262 189V186L264 185V181H261ZM63 181V182H64ZM78 181H79V179H78ZM216 181V180H215ZM57 182H59V181H57ZM62 181H60V183H61ZM85 182V181H84ZM84 182H82V183H84ZM221 182V181H220ZM81 183V181L79 182V184ZM87 183V182H86ZM103 183V182H102ZM248 183V182H247ZM65 184V183H64ZM74 184V183H73ZM101 184V183H100ZM110 184V183H109ZM208 184V183H207ZM240 184V183H239ZM75 185V184H74ZM104 185H105V183H104ZM111 185V184H110ZM224 185V184H223ZM106 186H107V184H106ZM210 186V185H209ZM227 186V185H226ZM57 187V186H56ZM110 187H112V186H110ZM169 187V186H168ZM58 188V187H57ZM60 189H61V187H59ZM235 188V187H234ZM103 189V188H102ZM227 189V188H226ZM232 189V188H231ZM66 190V191H65ZM101 190V189H100ZM99 190V191H100ZM104 190V189H103ZM102 190V191H103ZM147 190V189H146ZM205 190V189H204ZM94 192H96L95 191V189L93 190ZM98 191V190H97ZM98 191V192H99ZM106 191V190H105ZM108 191V190H107ZM142 191V190H141ZM149 191V190H148ZM147 191V192H148ZM211 191V190H210ZM214 191V190H213ZM144 192V191H143ZM143 192H141V193H143ZM162 192V191H161ZM166 192H167V190H166ZM166 192H165V194H166ZM221 192V191H220ZM224 192V191H223ZM67 193H70L68 196H66L67 195ZM101 193H103V192H101ZM100 193V194H101ZM104 193H106V192H104ZM111 193V192H110ZM150 193V192H149ZM154 193V192H153ZM207 193V192H206ZM214 192H211V194H213ZM115 194V193H114ZM152 194V193H151ZM204 194H205V191H204ZM208 194V193H207ZM89 195V194H88ZM93 195V194H92ZM92 195L90 196V198L92 197ZM113 194H110V196H112ZM143 195V194H142ZM141 195V196H142ZM65 196L66 197H68L67 199H65ZM78 196H81L80 198H77V200H76V197H78ZM95 196V195H94ZM104 196V195H103ZM125 196V195H124ZM199 196V195H198ZM207 196V195H206ZM209 196V195H208ZM98 197H99V195H98ZM202 197V196H201ZM212 197H213V200H212ZM237 197V196H236ZM246 197V196H245ZM90 198H88V199H90ZM104 198H106V197H104ZM103 198V199H104ZM140 198H142V197H140ZM147 198V197H146ZM211 198V199H210ZM95 199H98V198H95ZM100 199V198H99ZM237 199V198H236ZM66 200V201H65ZM82 200V202H77V201H81ZM84 200V201H83ZM93 200V199H92ZM102 200V199H101ZM90 201H91V199H90ZM96 201H99V200H96ZM96 201H95V203H96ZM197 201H198V199H197ZM203 201V200H202ZM214 203H213V202ZM217 201H218V203H217ZM236 201V202H235ZM57 202H60L59 204H57ZM9 203V204H10ZM56 203V205H53V204H55ZM90 203H94V202H90ZM89 203V204H90ZM138 203V202H137ZM222 203L225 205V206H223L222 205ZM210 204H213V205H210ZM214 204H216V205H214ZM256 204H258V205H256ZM13 205V204H12ZM210 205V206H209ZM9 206V205H8ZM121 206V205H120ZM207 206H209V207H211V206H214V211H212V212H214L215 213V220L213 221V222H211L210 220V222L211 223H206V220H207V218L205 217V214H207V212H206V210H207V208H209V207H207ZM215 206H216V208H215ZM258 206V207H257ZM91 207V206H90ZM7 208V207H6ZM78 208H80V206L78 207ZM83 208H85V207H83ZM88 208V207H87ZM193 208V207H192ZM74 209V208H73ZM73 209H71V210H73ZM90 209V208H89ZM215 209H216V212H215ZM11 210V209H10ZM92 210V209H91ZM136 210V209H135ZM84 211H86V210H84ZM115 211V210H114ZM208 211V210H207ZM69 212V211H68ZM71 212V211H70ZM69 212V213H70ZM76 212H78V211H76ZM86 212H88L89 213V211L87 210ZM209 213H211L210 211H208ZM79 213V212H78ZM109 213V212H108ZM1 214V213H0ZM111 214V213H110ZM129 214V213H128ZM133 214V213H132ZM75 216H76V214H74ZM116 215V214H115ZM212 215V214H211ZM1 216H2V214H1ZM209 216V218H210V215H208ZM72 217H73V214H72ZM79 217H81V216H79ZM98 217V216H97ZM75 218V217H74ZM84 218H85V216H84ZM99 218H100V216H99ZM101 218H103V217H101ZM76 219V218H75ZM83 219V218H82ZM182 219V218H181ZM206 219V220H205ZM98 220V219H97ZM100 220V219H99ZM103 220H104V218H103ZM103 220H101V221H103ZM113 220V219H112ZM163 220V219H162ZM186 220V221H185ZM92 221H94V219L92 220ZM95 221H96V219H95ZM106 221V220H105ZM108 221H109V219H108ZM11 222H15V225L16 226H13V223H11ZM104 222V221H103ZM161 222V221H160ZM159 222V223H160ZM9 223H11V224H9ZM96 223V222H95ZM105 223V222H104ZM103 223V224H104ZM7 224H9L10 225V227H8V225ZM77 224V223H76ZM79 224V223H78ZM91 224H93V225H91ZM106 224V223H105ZM218 224V225H217ZM100 225V226H101ZM215 225H217L216 227H215ZM13 226V227H12ZM110 226V225H109ZM168 226V225H167ZM198 227V229H194V227ZM29 228V229H32L31 230V233H33V235H34V233H36V232H46V230L45 229H47V230H50V233L49 234H53V235H55V236H57L59 239H60V241H59V243L57 244V245H54V246H50V245H46V246H48V247H46V248H44V250L45 251H43L42 249L43 248H41L40 249V247L41 246H39V247H37V243H36V246H35V244H33L35 247H33V246H28V245H26V248L28 247V250H26L25 251V249L23 250V248H22V245L23 244H21V242H17V231L19 230H21V228ZM103 227V226H102ZM107 227V226H106ZM120 227V226H119ZM170 227V226H169ZM218 227V228H217ZM81 228V229H80ZM112 228V227H111ZM133 228V227H132ZM176 228V227H175ZM28 229V230H29ZM78 229H80V230H78ZM114 229V228H113ZM215 229L217 230H219V233L217 234V235H215L216 233H214L215 232ZM26 230V229H25ZM93 230H94V232H93ZM102 230H103V228H102ZM102 230H100V232L99 233H101L102 232ZM214 230V231H213ZM98 231H99V229H98ZM213 232V235H212V232ZM26 232V231H25ZM48 232V231H47ZM160 233H162L163 235L164 234H166V235H169V234H172V233H174V230H172V229H166V228H164V229H160V231H159ZM29 233V232H28ZM27 232H26V234H28ZM98 233V235L97 234H95L96 236H99V235H101V234H99ZM107 233V232H106ZM19 234H21V233H19ZM24 234V233H23ZM47 234V233H46ZM95 235H92V236H95ZM106 235V234H105ZM211 235L212 236H214V237H211ZM21 236H22V234H21ZM28 236V235H27ZM29 236H30V233H29ZM38 236V235H37ZM106 236H109V235H106ZM88 237H90L89 239H91V240H88V239H86V238H88ZM183 237V236H182ZM235 237V238H234ZM237 237V238H236ZM20 238V237H19ZM27 238V237H26ZM29 238V237H28ZM50 238V237H49ZM53 238V237H52ZM84 238V239H83ZM108 238V237H107ZM130 238V237H129ZM136 238L137 237H135L134 239L132 238V239H129L128 240V238H126V242L129 244L128 245V247H126V244L127 243H125L124 244V241L122 242L124 245H125V249L124 250H126L127 252H128V254H129V256L130 257H133L134 258V256H136V255H140L141 256V254H142V256H143V254H145L146 252H148L149 250H148V248H149V245L147 246H145V244H144V242L142 243H140L139 242V239L138 240H136ZM141 238V237H140ZM143 238V237H142ZM22 239V238H21ZM20 239V240H21ZM23 239H24V237H23ZM22 239V240H23ZM54 239V238H53ZM83 239V240H82ZM93 239H95L94 241H93ZM29 240V239H28ZM58 240V239H57ZM104 240V239H103ZM102 240V241H103ZM52 241V240H51ZM102 241H100V244H99V247H100V245H101V243H102ZM108 241H109V239H108ZM107 241V242H108ZM140 241H142L141 239H140ZM219 241V243L218 244H216L217 242ZM56 242V241H55ZM55 242H54V244H55ZM103 242H105V241H103ZM111 243H112V241H110ZM194 242V243H195ZM23 243V242H22ZM140 243V244H139ZM43 244V243H42ZM52 244V243H51ZM95 244V243H94ZM93 244V245H94ZM97 244V245H98ZM102 244H104V243H102ZM107 244H109V243H107ZM121 244V243H120ZM25 245V244H24ZM31 245H32V243H31ZM40 245V244H39ZM53 245V244H52ZM133 247H132V246ZM159 245H161V244H159ZM95 246H96V244H95ZM102 246V245H101ZM104 246H106V244L104 245ZM118 246V245H117ZM195 246V247H196ZM148 247V248H147ZM167 248H169L168 246H166ZM165 247V248H166ZM118 248H120V247H118ZM166 248V249H167ZM89 249H90V251H89ZM121 250H122V248H120ZM119 249V250H120ZM124 250H123V252H124ZM196 250V249H195ZM89 251V252H88ZM108 251V250H107ZM106 252V251H105ZM169 252H171V251H168V253ZM195 253V252H194ZM193 253V254H194ZM109 254H110V252H109ZM168 255V254H167ZM1 256V255H0ZM145 256H146V254H145ZM129 257V258H130ZM48 261V262H47ZM101 264V263H100ZM175 264V263H174Z\"/></svg>",
	"mask_w": 264,
	"mask_h": 264
},
{
	"label": "rangeland",
	"instance_id": "2",
	"mask_svg": "<svg viewBox=\"0 0 264 264\" xmlns=\"http://www.w3.org/2000/svg\"><path fill=\"white\" fill-rule=\"evenodd\" d=\"M2 2H0V4L1 5H3V6H0V26H1V28H0V30L1 29H5V30H9L10 32H11V30L13 31V32H16L15 34L13 33V32H11L12 34H9V32L7 31V33H5V35L4 36H2V38H0V54H1V56H0V61L1 62H5V60H6V63L9 61V62H11L12 60V63H10V64H12V66L15 68V70L17 69L18 70V73L20 74V72L19 71H22V75L20 74V75H15V76H13L14 78L16 77V79H14V80H18L20 77H21V79H23V77L22 76H24L25 74L27 75V73L30 75V73L32 74V73H34V72H36L37 71V68H36V70H35V68H33L32 69V66L31 65H29L28 63H26V62H24V60L25 59H27L28 60V62L30 61V60H32V59H34V58H32L33 56L32 55H35L37 52L36 51H38L39 50V47L40 46H42V47H40V52L38 51V53L37 54H43V53H45V51H46V49L48 48H50V43H51V40L52 39H55V38H58V37H60L61 38V36H59V35H61V33L58 35V29H62L61 30V32L62 31H64L63 30V27H65V26H67V28L69 29V31L72 29V27L73 28H77L78 29V27H79V29H81V30H90V32H93L92 34L94 35H99L98 37H102V36H104V37H106L107 35H108V37H109V35H110V37H114V36H116V34L118 35L119 34V32L121 31V30H125L126 29V27H127V25H128V20L129 19H122L123 18V16L126 14V12H125V2H126V0H98V1H94V0H91L92 2H90V3H88V1L86 0H1ZM3 1H6V3L4 2L3 3ZM103 1V2H102ZM260 1H262V3L264 2V0H247L246 1V4H244L245 3V1L244 0H242V1H240L239 0V7H241L242 8V10L238 7L237 9H236V11L237 12H235V17H237V18H235L236 20H234V21H236V22H234L235 24H234V26H233V28L236 30L237 29V27H235V26H237V25H239V23L241 24L240 25V27L238 26V29L236 30V34L237 33H239L238 35V41H237V44L238 45H236L235 43V37L237 36H231V37H229L228 36V38H229V42H230V44H229V42H228V39H227V37H225L226 39H227V47H231V48H235V51H236V47L238 48V53H236L235 52V54L239 57V59L237 58V56L236 55H234V52L232 53L231 52V55H233L234 57H235V59H234V57L232 56L231 58H230V60L229 61H227V60H224L223 61V58L224 57H226L225 55V53L227 52L226 50H228L227 48H223L222 50L223 51H225V52H221V53H219L220 54V59H221V61H220V59H217V61H216V63H214L215 65H211V66H209V67H211V68H214V70H215V76L214 77H216V74H217V76H220L221 74H223V73H225V74H227L228 76H225L224 74V76H225V78L223 79V76L221 75L220 76V78L221 79H218L219 81L217 82V78H219V77H217L216 79L214 78V77H211L210 75H207L208 77H206V75H204V84H203V86H205V87H203L202 88V90H203V92L200 90L199 92H200V94H201V97H203V95H204V99L203 98H201V97H199V96H197V94H199V92H197L195 95H194V98H191V99H189V101L191 100V101H193V105L194 104H197L195 107L193 106V105H191L190 106V104L192 103V102H190L189 103V101L188 102H186V100L189 98V96L187 95V94H189V90L188 89H191L193 86H192V84H191V86H190V84L188 83V82H184V81H181L182 82V84H181V82L179 83L178 81L177 82H174V81H176V78L174 79V77L173 76H169V77H171V78H169V80L168 79H166V81L168 82V83H166L165 82V86H164V88L165 87H167V86H169V88H166V90H165V92H164V95L166 96L165 97V99H167V97L169 98L171 95L169 94V93H171L172 94V96H173V94L177 97V98H180L181 97V95L183 96L184 94V96L185 97H181V105H182V107H180V106H178V107H176V105L175 104H173V105H171L170 104V102L172 101V99H171V97H170V99L171 100H168V102H169V105H170V110H169V105H167L168 104V102H164L163 103V105L165 104V103H167L166 105H167V107H166V105L165 106H162V105H160V103L158 102V100L156 99V96L154 97L155 98V100H157V102L159 103H157L156 105H155V101L153 102L154 103V105L156 106V108H154L153 109V115H152V117H151V119L149 120V121H151L152 123H150L149 125H148V122L149 121H145V123L143 124V127H144V125H145V127L144 128H147L146 129V131H148V132H145V133H147V134H143L142 132H140L139 131V134L141 133V135H142V137L141 138H137V142L135 141V139L136 138H134V141L135 142H133V140H132V142H131V144H133L134 143V145H136L137 143H139V141L141 140V139H143L144 137L143 136H146V137H149V141H147L148 140V138H146L147 140H146V142H145V140L143 139V142L144 143H142V141H140V143L138 144V145H140V147L141 148H138V150L139 149H141L140 150V152L137 150V149H135V148H137V147H139L138 145L137 146H135L134 147V149L135 150H132V149H130L129 150V148H133V146L132 145H130L129 144V142H125V143H127V144H129L130 145V147H128V148H124V151H125V149H128V151H134V152H139V153H143V151H145V152H147V153H150L151 152V147H150V149L148 148L149 146L148 145H150V146H152V155L151 156H153L154 154V158L156 159V161H155V159L153 158V157H151L149 154L147 155V154H145V152H144V157H142L139 153H138V157H136V156H132V155H134L135 153L133 152V153H131V156L129 155H126V153L127 154H130V152H127V150H126V152L124 153L126 156H127V161H125V155L123 154V152H122V150H123V146H122V148L121 147H119V146H121L122 145V143L120 142H114L113 141V139L111 138V136H112V134H110L109 136H108V138H107V140H106V143L104 144L103 143V147H100V146H98V144L97 143H95L96 141H95V139L93 138H91V140H92V142H93V144H94V149H92L90 152H89V154H82V153H79L78 155H76V156H74L75 155V153L74 152H71V159H72V161H70V162H72V163H69L67 166H66V168H67V171H71L72 170V172H73V169H74V171H76L75 169H77V174L76 173H74L73 174V179L70 181V184L71 185H73V187H75L76 186V182H78V187H79V189L81 190L82 188H88V189H83V191H79V194L81 193L82 194V197L81 196H78V197H76V200H77V198H80V199H82L83 198V195H84V193L86 192H89V193H87V194H85L84 196H88V198H90V196L92 195V197L90 198L91 199V201H90V199H88L87 197H84V198H86V201H85V203L86 202H88L89 201V203L90 202H94V203H88V205L89 206H84V205H87V203L86 204H84L83 205V207H85V208H83V207H81L82 205H79L80 206V208H78L79 206H77L76 205V207L77 208H75V206L74 207H71V209H73V210H68L67 211V213L66 212H64L63 214L65 215V216H67L68 217V219L70 218L69 216H71V222L73 223L74 221H75V223H73V226H74V224L77 226L78 225V227L80 226V227H82L81 226V222L83 221L84 222V219H85V221H86V219H87V217H89L88 215L90 214V213H92V214H90V217L92 218L93 216H94V221H92V220H90L92 223L94 222V224H96L95 225V227H97V223L98 224H100L101 222H102V225L100 226V225H98V227L97 228H94V230L96 229V233H93L92 234V232H91V230L93 229V227H94V225L93 224H91V225H93L92 226V228L90 227V232H89V234H88V236L89 235H91V239L92 238H97L98 237V239H99V237L101 236L102 237V239L100 238V240H97L96 239V241L100 244V241H102L103 239V241H105V242H103L102 241V243H104V244H102L101 243V245H100V247H99V244L98 243H96L94 240L95 239H93V241H94V243L96 244V246H95V244L92 242V246H94V247H91L90 249H93L91 252H89L90 251V249H89V254H90V257L91 256H93V258L91 257V261H93L94 263H101V264H177V261H175L174 259H175V257H180V258H178L179 259V261L180 262H182V258L183 259H185V258H192V257H194L195 255H197L198 254V252H197V249H201L200 247H197V246H199L198 244H197V242H195V241H192V242H190V241H188V240H186L188 237H186V232H185V235H184V233H182V235L180 236V238H179V240L178 241H175L174 240V238L175 237H177V235H176V233L178 232L177 230H179L178 228H179V226L182 224V222H183V219H186L189 215H191V212H193V210H194V208L195 207H197V205H199V208H200V210H202V207L201 206H203L204 205V201H205V198L204 197H207V199L206 200H208L209 198L208 197H211L212 195H214L213 197H214V200H217L215 197H217L218 195H216V194H220V195H222V193H229V194H232L233 195V197L235 196V200H237L238 202L239 201H244L245 199H247V197H248V195H247V192H248V187H246V185L245 184H249V183H251L253 180L254 181H256V179H258V180H261L262 178V180L261 181H264V137H263V139H260V141L258 140L259 138L258 137H255V139H253L254 137H251V135H250V128H248V130H246L247 129V127H250V126H246V125H244V127L246 128H240V130H238V133L239 134H237V132H236V134L237 135H239L238 137H236L237 135L235 134V136L234 135H232V136H230L229 134H227V133H229V132H227V131H229L230 129H231V127H233V124H234V126H237V121H242L243 123H245V121H246V124H247V122L248 121H250V118H252L253 116V118H255L257 115H259V113L258 114H256V115H254L253 114V112L251 111V110H253L255 113H257L256 111H258V109H257V107H258V105L260 104L259 103V101H256L257 99H255V95L253 94V91H254V89H255V87H253V85H252V87H251V79H252V81L254 80V81H258L256 84H254V86H256V85H258V84H260V82H259V80H260V78L258 77V76H256V77H250L249 75V71H250V64L248 63V57H250L249 55H250V49L248 50V48H247V46H244L245 44V42H246V45L248 44V42H251L250 44L252 45V40L251 39H249L248 41H245L244 39L248 36V38H250V34L252 35V32H251V30L249 31V29H251L250 28V26L255 22H257L256 24L257 25H261V23H263L262 25H264V13H263V11H264V3H263V5H262V3L260 2ZM100 2H101V4H100ZM242 2V3H241ZM244 2V3H243ZM255 2V3H254ZM256 2L258 3V6L257 5H255L256 4ZM248 3L252 6H249L248 5ZM254 3V4H253ZM89 4V5H88ZM98 4V5H97ZM247 5V6H245L244 7V5ZM83 5V6H82ZM241 5V6H240ZM259 5H261V7L263 8V9H261V7L259 6ZM119 6V7H118ZM257 6V8H255ZM106 7V8H105ZM114 7V8H113ZM260 7V8H259ZM79 8V9H78ZM86 8V9H85ZM104 9V11H103V14H101V15H99V13H102L101 12V9ZM116 8V9H115ZM253 8V9H252ZM63 9V10H62ZM246 9V10H245ZM249 9V10H248ZM257 9V10H256ZM65 10V11H64ZM107 10V11H106ZM109 10H111V11H109ZM243 10H244V12H243ZM252 10V11H251ZM255 12H254V11ZM259 10H262L261 12L263 13H259ZM58 11V12H57ZM100 11V12H99ZM238 11H239V13H240V11H241V13L242 14H239L238 13ZM245 11H246V13H245ZM250 11V12H249ZM13 12H16V13H13ZM26 12V13H25ZM66 12V13H65ZM248 12H249V15L250 16H252L253 14H255L254 15V18L252 19V18H250L249 17V15H248ZM252 12H253V14H252ZM256 12L257 13H259V14H256ZM61 13H63V14H61ZM73 15H72V14ZM244 13L246 14V17H241L240 15H244ZM251 13V14H250ZM20 14V15H19ZM22 14V15H21ZM51 14V15H50ZM57 14H59V15H57ZM10 15V16H9ZM68 15V16H67ZM103 15V16H102ZM4 16V17H3ZM7 16V17H6ZM11 16H12V18H11ZM15 16V17H14ZM23 16V17H22ZM245 16V15H244ZM260 17V19L261 20H263V22L258 18V17ZM4 19H3V18ZM6 17V18H5ZM9 17V18H8ZM16 18V19H14V18ZM44 17V18H43ZM65 19H64V18ZM70 17H71V21H72V24L71 23H69V21H70ZM153 17H158V15H153ZM239 17V18H238ZM248 17V18H247ZM8 18V19H7ZM11 18V19H10ZM22 18V19H21ZM40 18V19H39ZM76 18V19H75ZM242 19V21H241V19ZM250 18V22L251 23H249V26H247V24H248V22L247 21H249V20H246V19H249ZM18 19V20H17ZM21 21H20V20ZM48 19V20H47ZM54 19V20H53ZM240 19V20H239ZM251 19L254 21V22H252L251 21ZM13 20V21H12ZM22 20H24V21H22ZM26 20V21H25ZM32 20H34V21H32ZM37 20V21H36ZM41 20V21H40ZM56 20V21H55ZM64 20V22H62ZM65 20L67 21L66 22V24H65ZM122 20V21H121ZM127 20V21H126ZM258 20V21H257ZM17 21H18V23H17ZM55 21V22H54ZM70 21V22H71ZM158 21V20H157ZM239 21H241V22H239ZM245 23H244V22ZM260 21V22H259ZM1 22H3L2 24H1ZM12 22V23H11ZM30 22V23H29ZM33 22V23H32ZM159 22H160V20H159ZM247 22V23H246ZM260 24H259V23ZM11 23V24H10ZM21 23V24H20ZM38 23V24H37ZM68 23V24H67ZM75 23V24H74ZM243 23H244V25L247 27V29L246 28H244L245 26L243 25ZM20 24V25H19ZM25 24V25H24ZM27 24V25H26ZM53 24V25H52ZM65 24V25H64ZM70 24H71V26H70ZM251 24V25H250ZM4 25V26H3ZM68 25L70 26V28L68 27ZM77 27H76V26ZM262 25L260 26L261 27V29L257 26V30H255L256 32L258 31V32H262L261 34H263L264 33V26L262 27ZM3 26V27H2ZM38 28H37V27ZM243 26V27H242ZM5 27V28H4ZM8 27V28H7ZM13 27V28H12ZM16 27V28H15ZM35 27V28H34ZM40 27V28H39ZM60 27V28H59ZM244 29H242V28ZM256 27V26H255ZM7 28V29H6ZM67 28H64V29H67ZM240 28H241V30H240ZM263 28V29H262ZM43 29V30H42ZM49 29V30H48ZM51 29V30H50ZM256 29V28H255ZM19 30H21V31H19ZM32 30V31H31ZM54 30V31H53ZM59 30V31H60ZM123 30V31H124ZM22 31H24V32H22ZM25 31H26V33H25ZM39 31V32H38ZM46 31H49V32H46ZM51 31H52V33L53 34H49V33H51ZM123 31H121V32H123ZM238 31V32H237ZM241 31H243L242 33H244V34H241L240 32ZM22 32V33H21ZM36 32H37V34H36ZM54 32H55V34H56V32H57V37H56V35L54 34ZM120 32V33H121ZM256 33V34H258V35H261L260 33ZM0 33H1V31H0ZM30 33H31V35H34V37L32 38V36L30 35ZM36 34V36H35V34ZM63 33V32H62ZM109 33V34H108ZM220 35H222L220 32H218ZM217 33V35L215 36L216 37V40L218 39V38H221V39H224V37L222 38L221 36L219 37V34ZM247 33V35L245 36V34ZM248 33H250L249 35H248ZM255 33V32H254ZM6 34H8L7 36H6ZM39 34V35H38ZM3 35V34H2ZM22 35V36H21ZM27 35V36H26ZM38 35V36H37ZM1 36V35H0ZM6 36V37H5ZM29 36H31V37H29ZM212 36V37H211ZM209 35V38L207 39V40H211L213 37H214V35ZM243 36H245V38L243 37ZM4 37V38H3ZM44 37V38H43ZM50 37H55V38H50ZM104 37L102 38V39H104ZM218 37V38H217ZM243 37L244 39L243 40H241V38ZM31 38V39H30ZM41 38H43L44 39V41L43 42H41L43 39H41ZM240 38V39H239ZM34 41H33V40ZM49 39V40H48ZM220 39V40H221ZM226 39H224V40H226ZM233 39V40H232ZM263 39H264V35H263ZM47 40H48V42H47ZM59 40V39H58ZM207 40H206V42H207ZM219 40V39H218ZM251 40V41H250ZM4 41H5V47L3 46V44H4ZM7 41V42H6ZM35 42L36 43V45L37 46H39V47H37L36 45H33V42ZM56 40H54V43H55V52H57L58 50L57 49H59L60 50V47H62V46H67V45H69V43L67 44L66 42V44L67 45H65V43H63V45H62V42H61V40L58 42V41H56ZM232 41V42H231ZM234 41V42H233ZM242 41V43H240V42ZM244 41V42H243ZM254 41V40H253ZM41 42V43H40ZM47 42V43H46ZM209 42V41H208ZM207 42V43H208ZM239 42V43H238ZM7 43V44H6ZM8 43H10V44H8ZM30 43V44H29ZM34 43V44H35ZM178 43V42H177ZM175 44V46H174V48L176 49H179L180 48V44L178 43V44ZM22 44V45H21ZM49 44V45H48ZM233 44V45H232ZM21 45V46H20ZM27 46L28 48H32L30 51H32L31 53H32V57L31 56H29L28 58L27 57H23L24 55H30V53H28V52H30V51H28L27 52V50H29L27 47L25 48V47H23V50H21V48H22V46ZM32 45V46H31ZM43 45H44V47H45V45H46V49L44 48V50H43ZM48 45V46H47ZM59 45V46H58ZM177 45H179V46H177ZM229 45V46H228ZM231 45V46H230ZM236 45V47H233V46H235ZM7 46H8V50H7ZM11 46V47H10ZM15 46V47H14ZM16 46L18 47L19 46V49L21 50H19V49H17L16 48ZM31 46V47H30ZM250 46V45H249ZM12 47H14V48H12ZM35 47V48H34ZM59 47V48H58ZM242 47V48H241ZM2 48V49H1ZM5 48V49H4ZM12 48V49H11ZM16 48V49H15ZM38 48V49H37ZM42 48V49H41ZM53 48V47H52ZM51 48V49H52ZM251 48V47H250ZM4 49V50H3ZM11 49V50H10ZM16 51H15V50ZM24 49H25V51L28 53V54H26V52H24ZM36 49V51H34ZM143 49V48H142ZM219 48H217V50H218ZM244 49V50H243ZM5 50H7L6 52H5ZM10 50V51H9ZM42 50V51H41ZM65 50V49H64ZM63 50V51H64ZM67 50V49H66ZM205 50V54H202V55H205V58H206V54H208L209 53V51H212L211 49H204ZM216 50V51H217ZM9 51V52H8ZM13 51H15L17 54H15V52H13ZM44 51V52H43ZM146 52V54H145V52ZM232 51H234V49H232ZM241 52V55H242V53H244L243 51H245V53H247L248 52V54L247 55H245V58H242V59H244V60H242L240 57H242L241 55H240V52ZM11 52V53H10ZM20 52H21V54H20ZM35 54H34V53ZM42 52V53H41ZM66 52V53H65ZM68 52H69V54H70V52L72 53V50H70V51H64V53H65V55H68ZM142 52H144V54L142 53ZM148 52V50H146V49H144V50H142L141 51V55H140V51L138 52V55H140L139 57H142V63H143V65H145L146 67L148 66L147 64H150L151 65V63H152V65L150 66L149 65V69H146V67H143L142 68V70L144 71V73L145 72H147L146 70H150L149 72L150 73H152V74H154L153 72L154 71H152L153 69L155 70V67L157 68V66H156V64H155V62L157 61L156 59L158 58V57H160L158 54H156V52H154V54L153 53H147ZM215 52V51H214ZM228 52H229V50H228ZM5 53V54H4ZM23 53H25V54H23ZM211 54L213 53V51L212 52H210ZM208 54V56L209 55H211V54ZM224 53V54H223ZM244 53V54H245ZM3 54V55H2ZM7 54H9V55H7ZM11 54H12V56H11ZM36 54V55H37ZM39 54V55H40ZM176 53L174 52L173 54H171V57H173L174 55H175ZM223 54V55H222ZM35 55V56H36ZM44 55V54H43ZM155 55V56H154ZM176 55H178V54H176ZM240 55V56H239ZM6 56V57H5ZM14 56V57H13ZM18 56V57H17ZM20 56V57H19ZM144 56V57H143ZM179 57H180V55H178ZM178 56H175V57H178ZM207 56V58H209ZM224 56V57H223ZM246 56H248L247 58H246ZM2 57H4V58H7L8 59V61H7V59H4V58H2ZM22 57V58H21ZM244 57V56H243ZM11 58V59H10ZM12 58H14V59H12ZM16 58V59H15ZM29 58H30V60H29ZM146 58V59H145ZM155 60V62H153L154 60ZM236 58H237V60H236ZM225 59V58H224ZM234 59V60H233ZM147 62V63H145V61ZM149 60V61H148ZM153 60V61H152ZM247 62H246V61ZM231 61V62H230ZM237 61V63H235ZM241 62L240 64L241 65H239V62ZM8 62V63H9ZM15 62V63H14ZM22 62H24V65L25 64H27L26 66H28V67H26L25 66V68H26V70H25V68H24V66L22 65L23 63ZM150 62V63H149ZM217 62L219 63L220 62V64H217ZM222 62H224V63H222ZM228 64H227V63ZM234 63V65H233V63ZM245 62H246V65H245ZM17 63V66H18V68H16V66L14 65V64H16ZM18 63L23 67H21L20 65H18ZM22 63V64H21ZM145 63V64H144ZM229 63H231V64H229ZM1 65L3 64V63H0ZM5 64V63H4ZM222 64H224V66L223 67H225V64H227L226 66L228 67V69L226 68H223L222 67ZM235 64H238V65H236V67H235ZM6 65H8V64H6ZM217 65V66H216ZM229 65H230V67L231 68H234V70L233 69H231L230 67H229ZM242 65H244L246 68H244V66L242 67ZM19 66H20V68L22 69H20L19 68ZM30 66V67H29ZM214 66V67H213ZM221 66V67H220ZM239 66H240V70L238 69L239 68ZM249 67V68H248ZM3 68H5V67H3ZM27 68H28V72L26 73V71H27ZM30 68V69H29ZM145 68V69H144ZM148 68V67H147ZM151 68V69H150ZM219 68H221L220 70H222V68L224 69V70H222V71H218V69ZM236 68V69H235ZM242 68V69H241ZM0 69H1V66H0ZM238 69V70H237ZM244 69V70H243ZM249 71H248V70ZM25 72H24V71ZM29 70H31V72L29 71ZM34 70V71H33ZM54 70V69H53ZM55 70H57V69H55ZM244 71V73L242 72V71ZM247 70V72H245ZM1 71V70H0ZM33 71V72H32ZM39 71V70H38ZM52 71V70H51ZM230 71H231V73H230ZM238 71V74L237 73H235V72H237ZM241 71V72H240ZM30 72V73H29ZM149 72H147V73H149ZM234 74H233V73ZM242 73H243V75H242ZM220 74V75H219ZM232 76V79L233 80H231V81H233V83L234 84H232L231 83V81H230V88L233 86H236V88H233V90L235 91V90H237V91H235V92H237V93H235L236 95H237V97H235L233 100L235 101V102H240V103H238V104H240V105H243V106H239L237 103H235V102H233L232 100H228L227 98H231V95H229V94H231L230 93V90H232V88L230 89V88H228V90H226L227 89V86H228V84H227V86L225 85L226 84V81L228 80V78L230 77L231 78V76ZM25 75V77H24V79L27 77H29L28 75L26 76ZM233 75H236V76H233ZM245 75H247V76H245ZM19 76V78H17ZM100 76V75H99ZM102 76V75H101ZM241 76H243V77H241ZM234 77H236V78H240V79H237V81L239 82V81H241L243 84V86L246 84L247 85V87H248V84H249V87L247 88L246 87V85H245V87H243L242 85H241V82H239V83H237V81H236V79L234 78ZM248 77H250V78H248ZM207 78V79H206ZM214 78V79H213ZM229 78V79H230ZM242 78V79H241ZM258 80H257V79ZM172 79V80H171ZM210 81H209V80ZM225 79H227L226 81H225ZM234 79H235V81H236V84H235V81H234ZM73 79H72V77H70V79H69V77L67 78V77H64V78H62L61 79V81H58V83H57V85H54V84H56V83H53V85H50V90L49 89H40V82H36V85L38 86H36V85H33V86H27V85H21L20 86V88H17V87H19V86H16V88L15 89H13L12 91H13V95L12 96H10V95H8V96H10V97H8V99H10V100H6V101H3V102H0V122L3 124L2 126H6V124L7 123H5V125H4V122H6L7 121V119H9V121L10 122H8V124L10 123H12L13 122V124H11V125H8L7 124V126L6 127H9V128H11V129H9V131H8V135H6V136H4V138L6 137H8L9 135V137L6 139L5 138V143H3V146L4 147H7V149H8V153H10V152H13L12 150H14V151H16V149L18 148V146H20L19 144H20V141H21V139H22V137H23V135L25 134V132L26 133H28L29 135L31 134V132L30 131H33V129L32 128H34V127H38V124L36 123V119H37V116H39V115H34V114H31V111H32V109L30 110V108H33V109H35V107H36V110H38V111H43V109L41 108V107H44L45 109H44V114L46 115V113L47 114H49L50 115V117H52L53 115L55 116L54 118H53V120H52V118H50L49 117V115H46V116H44V118H42V116L43 115H41V117H39V118H41V120H42V124L40 125L41 127H42V130L44 131V130H47V131H49L50 130V128H51V130L49 131V132H51L52 130H54L55 131V129H57L55 132L54 131H52V132H54L56 135H54V137H55V139L54 140H52V142H54V144H56V146H58L59 148H61V149H63V148H65L66 147V145H68V143L70 144L71 142H73L74 141V144H76V146H78L79 147V145L80 144H82L81 143V141L79 142V140L80 139H78V137H77V134L79 135V133H80V131L78 130V129H76V128H78V127H75V125L73 124H70L69 125V122L70 121H68V117L67 116H64V115H61V117L59 116V114H54V111L55 110H53L54 109V106L56 105H58V100H61L64 96H65V94L64 93H66L67 92V94L68 95H70L71 94V88L70 87H72V85L74 86V83L73 82H71ZM174 80V81H173ZM214 80V81H213ZM223 80L225 81V84H224V82H223ZM13 81V80H12ZM11 80H10V82H12ZM207 81V82H206ZM208 81L210 82V84H208ZM216 81V82H215ZM246 82V83H244V82ZM61 82V83H60ZM65 82H66V84H65ZM68 82V83H67ZM70 82V83H69ZM184 82V83H183ZM222 84V82H223V84L224 85H219L220 83ZM45 83L47 84V86L49 85V81L47 80V81H45ZM73 83V84H72ZM170 83V84H169ZM174 83H176V84H174ZM215 83H219V84H215ZM169 84V85H168ZM181 84V85H180ZM191 87H189L188 85ZM207 84L211 87V88H216L215 90L214 89H210V87L209 86H207ZM240 84V85H239ZM179 85V86H178ZM182 85H184V86H182ZM185 85H187L186 86V88H185ZM215 85H217L218 87H219V89L221 90V91H223V94H222V92H221V94H220V90L219 89H217V86H215ZM8 87V85H5L4 87H1L0 88V90L2 89V88H5V87ZM24 88H23V87ZM25 86H27V87H25ZM37 87V89H38V91H34L35 89H36V87ZM55 86V88H57V89H55V88H53V89H55V91L57 92V95H54V97L52 96V92H51V88L52 87H54ZM59 88H58V87ZM184 87V90H186V91H184L183 90V88L182 89H180V87ZM207 86V87H206ZM214 86V87H213ZM222 86H224V87H222ZM241 86V87H240ZM6 87V88H7ZM22 87V88H21ZM29 87V88H28ZM31 87H34V88H31ZM68 89H66V88ZM171 87V88H170ZM174 87V88H173ZM32 90H31V89ZM62 90H61V89ZM63 88H65V90L63 89ZM73 88V87H72ZM223 90H222V89ZM226 88V89H225ZM239 88H242V89H239ZM245 88V89H244ZM9 89V88H8ZM30 89V91L32 92H30V91H27V90H29ZM34 89V90H33ZM168 89H169V91H168ZM179 89V90H178ZM247 89H249V90H247ZM5 90V89H4ZM18 92H17V91ZM47 91V90H49L48 92H47V94H46V92L45 91ZM61 90V91H60ZM67 90V91H66ZM173 90V91H172ZM183 92H182V91ZM210 90H212L211 92H210ZM216 90H218V91H216ZM224 90H226V91H224ZM241 90H242V92H241ZM6 91H9V90H6ZM34 91V92H33ZM40 91H43V92H40ZM59 91V92H58ZM66 91V92H65ZM176 91H177V93L179 92H181L180 94H177L176 93ZM189 91V92H188ZM206 93H209V97H208V94L206 95L205 94V92ZM207 91H209V92H207ZM227 91H228V93H227ZM246 92V93H244V92ZM17 92V94H18V96H19V98L17 99L16 98V100H19V101H16V100H14V98H13V96H17V94L16 95H14L15 93ZM49 92L51 93V95L49 94ZM62 92V93H61ZM166 92H168V93H166ZM188 92V93H187ZM202 92V93H201ZM218 92V93H217ZM225 92V93H224ZM241 92V93H240ZM249 92H251V93H249ZM43 93V95L44 96H42L41 94ZM46 95H45V94ZM166 93V94H165ZM184 93V94H183ZM226 93H227V97H226ZM64 96H63V95ZM66 94V95H67ZM199 94V95H200ZM216 94L218 95V97L216 96ZM234 94V95H235ZM244 94V95H243ZM249 94V96H246V95H248ZM252 96H251V95ZM49 95H50V98H49ZM58 95L59 96H62V97H58ZM178 95V96H177ZM187 95V96H186ZM211 95V96H210ZM235 95V96H236ZM45 96H47V97H45ZM175 96L174 97H172L173 98V100H175L176 98H175ZM180 96V97H179ZM197 96V97H196ZM206 96V97H205ZM220 96V97H219ZM224 96V97H223ZM240 96H241V98H240ZM254 96V97H253ZM29 97V98H28ZM45 97L46 98V101H45V98L43 99V98ZM53 97V98H52ZM55 97H57L56 99H55ZM186 97H187V99H186ZM199 97V98H198ZM215 100H211L212 98ZM225 99H223V98ZM239 97V98H238ZM247 97V98H246ZM38 98V99H37ZM59 98V99H58ZM61 98V99H60ZM153 98V99H154ZM158 98V97H157ZM196 98H197V101H196ZM205 98H206V100H205ZM216 98V99H215ZM220 98V99H219ZM244 98V99H243ZM248 98H250V102H249V99ZM11 99H12V101H15V104H17V105H19L18 107H22L23 108V110L24 111H26V113H25V116H24V111H21V112H16V111H14V112H12V114H11V116H9V117H6V116H4V114L6 113V114H8L9 113V111L8 110H5V108L6 109H8L9 108V104H10V102H12L11 101ZM51 99V100H50ZM54 101H53V100ZM58 99V100H57ZM183 99V100H182ZM186 99V100H185ZM194 99V100H193ZM198 99H203L205 102L207 101V103H205V102H203V100L201 101V103H199L200 101L198 100ZM222 99V102H220V101H218V100H221ZM237 99V100H236ZM241 99V100H240ZM246 99V100H245ZM35 100V101H34ZM39 100H43L44 101V103H43V101L40 103V101ZM50 100V101H49ZM56 100V101H55ZM185 100V101H184ZM216 100H217V102H216ZM223 100H224V103H223ZM227 100L228 101H232L231 103H229V102H227ZM7 101H9V102H7ZM50 103H49V102ZM69 101V102H68ZM210 101H211V103H210ZM225 101H226V103H225ZM242 101H244V102H242ZM246 101V102H245ZM252 105V106H254L253 108L252 107H249V106H251L248 102ZM18 102V103H17ZM52 102H57L56 104H51ZM137 102H138V99H137ZM139 102H140V99H139ZM184 102V103H183ZM206 105V108H204L205 107V105L203 104V103ZM212 102H214V104H212ZM2 103V104H1ZM3 103H6V104H3ZM67 103H70V100H67V102L66 103H64V102H59V105L60 104H62L61 105V107L62 108H66L65 106H69ZM183 103V104H182ZM209 103V104H208ZM219 103V105H217ZM221 103V104H220ZM232 103H235V106H233V104ZM241 103H243V104H241ZM244 103H245V106L247 105V104H249V105H247L246 107H247V109H246V107H244ZM247 103V104H246ZM40 104H42V105H40ZM43 104H44V106H43ZM63 104H65V105H63ZM71 104V103H70ZM185 104H187V106L188 107H186V105ZM189 104V105H188ZM198 104H200V109L202 110V107H203V109H205V110H209L208 112L206 111H203L202 110V112H201V110L199 109V107L197 108V106H199ZM224 104V105H223ZM225 104H227V105H225ZM232 104V105H231ZM238 106H237V105ZM2 105H4V106H2ZM11 105V104H10ZM50 105V106H49ZM57 106V107H60V106ZM202 105H204V106H202ZM213 105H215L214 107H213ZM6 106V107H5ZM26 106V107H25ZM46 106V107H45ZM64 106V107H63ZM159 106H161V107H159ZM172 106V107H171ZM174 106V107H173ZM202 106V107H201ZM208 106V107H207ZM218 106H220V109L219 108H217ZM232 106L233 107V109L231 108L230 109V107ZM38 107H40L41 109H39ZM51 107V108H50ZM61 107H60V109H61ZM162 107H165V108H163V110L165 109V113L163 112V110H162ZM186 107V108H185ZM225 107H229V108H225ZM235 107V108H234ZM243 107V108H242ZM256 107V108H255ZM2 108L4 109V110H2ZM48 108H50V109H48ZM53 108V109H52ZM158 108V109H157ZM174 108V109H173ZM175 108H178V109H175ZM182 108H184L183 110H182ZM189 108H192V109H189ZM208 108V109H207ZM224 109V110H221V109ZM238 108H241V109H244V110H241V109H238ZM248 108H250V109H248ZM26 109H28V111L26 110ZM110 109V114H111V112H113L114 113V108L113 107H111V108H109ZM109 109H107V111L109 110ZM155 109H156V111H155ZM168 109V110H167ZM188 111H187V110ZM200 111H199V110ZM216 109H219V110H217L218 112L219 111H221V113L223 114V112L225 111V109H227L226 111H225V115L226 116H232V115H237L238 117H236V116H232V118L231 117H225V115L223 114V116L226 118V119H228V120H225V121H222V119H221V117H222V114L220 115V112L218 113V115H215L217 112L216 111H214V110H216ZM237 109H238V111H237ZM257 109V110H256ZM2 110V111H1ZM36 110H33L32 112H36ZM52 110H53V112H52ZM160 112H159V111ZM161 110H162V112H161ZM176 110H178L177 112H175ZM181 110V111H180ZM184 110H186V111H184ZM230 112H229V111ZM234 110H236L237 112H238V114L237 113H234V112H236V111H234ZM247 110H250V113H249V111H247ZM256 110V111H255ZM50 111V113H48V112ZM125 111V110H124ZM129 111V112H128ZM169 111V112H168ZM183 111V114H188V115H182L181 114V112ZM196 111V112H195ZM214 111V112H213ZM223 111V112H222ZM232 111V112H231ZM234 111V112H233ZM240 111H243L242 112V114H241V112ZM244 111H247L246 112V114H245V112ZM3 112V113H2ZM109 112H108V114H109ZM123 112V111H122ZM128 112V113H127ZM158 112V114H156V115H154L155 113H157ZM185 112V113H184ZM192 113V114H189V113ZM199 114H198V113ZM212 114V118L210 117V113ZM230 114H229V113ZM31 114V115H34V116H28V114ZM38 113V112H37ZM42 113V114H43ZM124 113V112H123ZM135 111H130V110H126L125 111V115L126 114H128L129 116H131V117H129L128 118V115L126 116V118L128 119V121L129 122H131L130 124H132V122H133V126H135L136 128L135 129H138L139 128V124L136 122L137 120H136V118L138 117V115H135ZM173 113V114H172ZM181 114V116L180 117H182L183 118V120L185 119H188V120H186V121H181L180 120V117L179 116H177V114ZM194 113V114H193ZM197 115H196V114ZM200 113H202L201 115H204L205 113H207V114H205V116H201L200 117ZM215 113V114H214ZM232 113H234V114H232ZM242 115H240V114ZM251 113L253 114V115H251ZM5 114V115H6ZM109 114V115H110ZM137 114V113H136ZM210 114V115H209ZM215 116H217V117H214V115ZM232 114V115H231ZM248 114V115H247ZM8 115H10V114H8ZM15 115V116H14ZM56 115L58 116V117H56ZM133 115H135V116H133ZM160 115V116H159ZM172 115H174L173 117L175 118V121L173 120L174 118L172 117ZM196 116V117H194V116ZM244 115H247L248 117H249V119H248V117L246 118ZM250 115V116H249ZM2 116V117H1ZM3 116H4V118H3ZM50 118V120L49 119H47L48 117ZM64 116V117H63ZM157 116V117H156ZM171 116V117H170ZM186 116V117H185ZM190 116L191 117H193L194 119H190ZM199 116V117H198ZM219 116V117H218ZM221 116V117H220ZM244 116V117H243ZM252 116V117H251ZM13 117V118H12ZM26 119H24V118ZM27 117V118H26ZM36 118V119H34V118ZM47 117V118H46ZM67 117V118H66ZM132 117H136V118H134V120H135V122H134V120H132L133 118ZM170 117V119H168ZM177 117V118H176ZM179 117V118H178ZM206 119H205V118ZM208 117V118H207ZM214 117V118H213ZM236 117V118H235ZM241 117V118H240ZM6 118V119H5ZM10 118H11V120H10ZM28 118H30V119H28ZM33 118V119H32ZM46 118V120L45 121H48L49 123H51V124H47V122H46V124L44 125V123H45V121H43L44 119ZM62 118V119H61ZM66 118V119H65ZM132 118V119H131ZM154 118V119H153ZM181 118V119H182ZM201 118H203L202 120L204 121V122H206V123H204L203 121H201ZM209 118H210V120H209ZM221 120H220V119ZM223 118V117H222ZM224 118V119H225ZM233 118H235V119H233ZM238 118H240L239 120H238ZM5 119V120H4ZM14 119H16V122H15V120ZM106 119V118H105ZM104 119V121H105V123L107 124L108 123V125H109V122L110 121H107L108 119L110 120V118H108V119H106L105 120ZM138 119V118H137ZM153 119V120H152ZM176 119L179 121V124H181L180 126L179 125H177L176 126V124H178L177 123V121H176ZM212 119V120H211ZM216 119H219L220 121H218V120H216ZM223 119V120H224ZM229 119H232L233 120V123H232V120H231V122H229L230 120ZM237 119V120H236ZM244 119H246V120H244ZM2 120V121H1ZM21 120V121H20ZM28 120H29V122H28ZM31 120V121H30ZM32 120H34V123H36V125L33 123V121ZM52 120V121H51ZM63 120V121H62ZM65 120V121H64ZM130 120H132V121H130ZM173 120V121H172ZM190 120H192V122L190 121ZM194 120V121H193ZM197 120V122H198V120H200V122H201V124L202 125H204L205 126V124L206 125H208V124H210V123H213L214 124V122L216 123L215 125H216V127H215V125H213V124H211V125H209V128L206 126V127H204V126H200V122L198 123V125H197V123L195 122ZM210 121V122H207V121ZM103 121V122H104ZM154 121V122H153ZM171 121L173 122V124L174 123H176V124H172L171 123ZM213 121V122H212ZM216 121H218L220 124H221V121L222 122H225V126H223L222 124V126L221 125H219V123L218 122H216ZM227 121V122H226ZM234 121L237 123H234ZM68 122V123H67ZM167 122L169 123L170 122V124H168L167 125ZM181 122V123H180ZM189 122H191V123H189ZM21 124V126H19L20 124ZM32 123H33V125H32ZM55 123L56 124H58V125H55ZM71 123H73V122H71ZM136 123H137V125H138V127H137V125H136ZM187 123H189V124H187ZM226 123H228V124H226ZM229 123H231V124H229ZM250 123V122H249ZM65 124V125H64ZM130 124H129V126H130ZM146 124H147V126H146ZM183 124H184V126H183ZM186 124L187 125H189V128H188V126H186ZM190 124H196L197 125V127L198 128H195L194 129V127H196V125H192V126H190ZM217 124L219 125V127H218V129L220 130L221 128L224 130V132H220V134L221 135H219L218 133H219V130L218 129H216V130H218L217 132V134H216V132H215V134L213 135L212 134V136H213V138H214V136H221V138H220V140L218 139V137H215V139H214V141L216 142V140L218 139L220 142H217V143H219L217 146L214 144V142H213V140H212V136H209V134H211V133H209V131H210V127L212 128L213 126V128L211 129L212 131H210V132H213V130L215 129V128H217ZM19 127H18V126ZM48 127H47V126ZM150 125H151V129H152V132H149L150 131ZM213 125V126H212ZM229 125V126H228ZM24 126V127H23ZM28 126V127H27ZM32 127V128H30V127ZM47 128H46V127ZM71 126H73V128H71ZM167 126H168V128H167ZM171 126H173V127H171ZM181 127V128H179V127ZM186 127L188 130L190 129V127H191V129L189 130V132H188V130L186 131L185 130V128H183V127ZM199 126L200 127H202V128H199ZM238 126H241V125H239L238 124ZM20 127H22L21 129H20V131H19V128ZM44 127V128H43ZM71 128V130H69V131H71V132H67V134H66V130L68 131V129H70ZM131 127H132V125H131ZM175 127H177V128H175ZM226 127H228L229 128V130H228V128H226ZM18 128V129H17ZM53 128V129H52ZM60 130H59V129ZM149 128V129H148ZM181 129V130H179V129ZM203 128H204V130H207V131H204L203 130ZM207 128V129H206ZM260 130L261 128H263V127H259L258 125L257 126H255L254 127V129H256L255 130V134L256 133H258V132H256L258 129ZM27 129V130H26ZM29 129V130H28ZM31 129V130H30ZM74 129V130H73ZM170 129V130H169ZM171 129H173L172 131H171ZM194 129V130H193ZM201 130V132H202V134H201V132H199L200 130ZM25 130V131H24ZM77 130H78V132H77ZM125 130V129H124ZM139 130V129H138ZM137 130V131H138ZM174 130H178V131H174ZM183 130V131H182ZM223 130H220V131H223ZM247 131V133H249V137H248V134L245 132L244 133V131ZM258 130V131H259ZM14 131V132H13ZM16 131L18 132L17 133V135L19 136V138L21 137V139H19L18 137L16 138V141H14L15 140V133H16ZM24 131V132H23ZM73 131V132H72ZM76 131V132H75ZM104 131V130H103ZM119 131H121V130H119ZM126 131V130H125ZM179 131H181V134H180V132ZM195 133H193V132ZM215 131V130H214ZM243 131V132H242ZM23 132V133H22ZM60 132V133H59ZM122 132H124L123 131V129H122ZM122 132H118V134H121ZM183 132V133H182ZM191 132V133H190ZM199 132V133H198ZM207 132V133H206ZM227 132V133H226ZM240 132H242V133H240ZM12 133V134H11ZM62 133V134H61ZM71 133H77V134H72L71 135ZM174 133H176V135L174 134ZM186 133V134H185ZM190 135V137H189V135ZM214 133V132H213ZM169 134V135H168ZM172 134V135H171ZM178 134V135H177ZM182 134H185V135H183L182 136V138H181V135ZM193 134V135H192ZM205 134H206V136H205ZM208 134V135H207ZM222 134H223V136H222ZM224 134H227L228 136H230V138H232V140L230 139V141H229V137L228 136H226L225 138H227V139H225V140H223V138L222 137H224L225 135ZM244 134V135H243ZM255 134H254V131H253V136H255ZM69 135V136H68ZM70 135H71V137H74V135H75V137H76V139L75 138H71L70 137ZM167 135V136H166ZM240 135H243V136H245L246 135V139H244L242 136H240ZM258 135V134H257ZM60 136V137H59ZM68 136V138H65V137H67ZM151 136V137H150ZM157 136V137H156ZM160 136V137H159ZM162 136V137H161ZM163 136H165V137H163ZM176 136H178V138L176 137ZM187 136V137H186ZM200 136V137H199ZM236 137V138H234V137ZM14 139H13V138ZM58 137V138H57ZM109 137H110V140H109ZM140 137V136H139ZM174 137V139H172ZM190 138V140H189V138ZM192 137L194 138V139H192ZM198 137V138H197ZM207 137V138H206ZM209 137H211V138H209ZM240 137H242V138H240ZM12 138V139H11ZM152 139V142H150L151 141V139ZM153 138H155V139H153ZM166 138H168V139H166ZM177 138V139H176ZM183 138H185V139H183ZM217 138V139H216ZM237 138H238V140L240 139V141H238L237 140ZM257 138V139H256ZM11 139V141H12V143H11V141H9ZM20 141H19V140ZM57 139V140H56ZM82 139V138H81ZM112 139V140H111ZM139 139V140H138ZM163 139H165L166 141H164ZM170 139V140H169ZM178 139H180L179 140V144L177 143L178 142ZM197 139V140H196ZM198 139H199V141H200V143H199V141H198ZM208 139V140H207ZM234 139V140H233ZM248 139V140H247ZM17 140L19 141V142H17ZM58 141V142H56V141ZM71 142H70V141ZM73 140V141H72ZM77 140H78V142H79V144H78V142H77ZM159 140H161V141H159ZM185 140H186V142H185ZM190 142V143H188V141ZM194 140H196V141H194ZM203 140H207V141H203ZM212 142H211V141ZM225 141V142H222V141ZM228 140V141H227ZM243 140V141H242ZM255 140V141H254ZM262 140V141H261ZM14 141V142H13ZM75 141H76V143H75ZM112 141V142H111ZM115 141H117V140H115ZM177 141V142H176ZM182 141V142H181ZM194 141V142H193ZM235 141V142H234ZM254 141V142H253ZM7 142V143H6ZM10 142V143H9ZM163 142H165V144L163 143ZM170 142H173L172 144L174 145V146H172V144L170 143ZM177 143V146H181V145H183L184 147L186 146L187 147V150H186V147L184 148V149H178V148H176V149H178V150H180L181 151V153H179V151L178 150H174L175 149V147H177L176 146V143ZM181 142V143H180ZM195 142H196V144H195ZM228 142V143H227ZM237 142V143H236ZM239 142V143H238ZM257 142V143H256ZM262 142V143H261ZM16 144V145H14V144ZM57 143H59L58 145H57ZM110 143V144H109ZM114 143H116V145H117V148L119 149H117L116 148V146H114L115 144ZM117 143H119V144H117ZM136 143V144H135ZM146 143V144H145ZM159 143V144H158ZM164 144V146L165 147H163V145L162 144ZM175 143V144H174ZM183 143V144H182ZM184 143H186V144H184ZM194 144V145H189L188 146V144ZM204 143H205V145H204ZM254 143V144H253ZM10 144V145H9ZM17 144H18V146H17ZM95 144H96V146H95ZM112 144H114V145H112ZM126 144V145H127ZM154 144H156L155 146L156 147H158L157 149L159 150L160 148H159V145L161 144L162 146H160L161 148H163L162 149V151L160 150L159 151V153H158V150H156V152H157V154L156 153H154L155 152V150H153L154 148H153V145ZM169 144V145H168ZM211 144H214V145H211ZM236 144V145H235ZM263 144V145H262ZM83 145V144H82ZM104 145H105V147H104ZM106 145L108 146V148L106 147ZM110 145H112V147L114 148H116L118 151H121L122 152V154L123 155H121V152L119 153L117 150L115 151ZM119 145V146H118ZM123 145H124V143H123ZM126 145H124V146H126ZM168 145V146H167ZM196 145H198L197 146V148H196ZM200 145V146H199ZM10 146V147H9ZM14 146H15V148H14ZM63 146V147H62ZM76 146H73L72 145V147L73 148H75ZM148 146V147H147ZM183 146H181V148H183ZM14 148V149H12V148ZM143 147H147V149H143V151H142V148ZM203 147V148H202ZM210 147V148H209ZM36 148H39L38 146L36 147ZM98 148V149H97ZM99 148H104V149H106L107 151H110L109 153H107V152H105L104 153V149L102 150V149H99ZM169 148H171V149H169ZM172 148H173V152H172ZM191 148V149H190ZM206 148V149H205ZM11 149V150H10ZM122 149V150H121ZM165 149V150H164ZM190 149V150H189ZM193 149V150H192ZM114 153H119L120 154V156H123L122 158L120 157V156H118V155H115V154H113V152ZM147 150V151H146ZM164 150V151H163ZM185 150H186V152H185ZM92 151H94L93 153H92ZM96 151V152H95ZM102 151V152H101ZM142 151V152H141ZM150 151V152H149ZM171 151V152H170ZM99 152H100V154H99ZM164 152H165V154H164ZM185 152V153H184ZM74 153V154H73ZM90 153H92L91 155H90ZM112 154V157L110 158V156H111V154ZM162 153V154H161ZM166 153L167 154H169V156L168 155H166ZM191 153V154H190ZM80 154H81V156H80ZM93 154H95V155H98V157L96 158V159H94L96 156H94ZM110 154V156H108ZM160 154V155H159ZM170 154H173V155H170ZM137 155V154H136ZM139 155L141 156V158H142V160L144 159V162H142V160H140L142 163H140V161H138L137 162V160L136 159H138L139 160ZM145 155H147V156H150V158L147 160V161H145L146 160V156ZM157 155V156H156ZM182 155V156H181ZM93 156V157H92ZM100 156V157H99ZM101 156H103L102 158H101ZM163 156V157H162ZM6 157H8V156H6ZM78 157V158H77ZM85 157V158H84ZM118 157H120L118 160H117V158ZM129 157H131L130 158V161H132L133 162V160L135 161V163L133 164L132 162L130 163V161L128 162V158ZM84 158V159H83ZM102 160H101V159ZM104 158H105V160L108 162V160H109V165L108 164H106V165H104L105 163H107L105 160H104ZM140 158V159H141ZM151 158H152V160H151ZM87 159V160H86ZM93 159V160H92ZM97 159H99V161H101V162H99V161H96ZM114 159V160H113ZM124 161H123V160ZM154 159V160H153ZM75 160V161H74ZM85 160V161H84ZM95 160V161H94ZM157 160H158V162H157ZM223 160V161H222ZM116 161H119L118 163L116 162ZM125 162V163H123V162ZM85 162H90L89 163V165H88V163H85ZM98 162V163H97ZM113 162V163H112ZM121 162H122V164H121ZM166 162V163H165ZM226 162V163H225ZM103 165H102V164ZM156 165H155V164ZM160 163V164H159ZM72 164V165H71ZM85 164V166L83 167V165ZM87 164V165H86ZM101 164V165H100ZM112 164V165H111ZM132 164V165H131ZM140 164V165H139ZM141 164H143V165H141ZM225 164V165H224ZM228 166H227V165ZM97 165V166H96ZM107 165L108 166H110V167H107ZM116 165V166H115ZM101 166V167H100ZM132 166V167H131ZM149 166V167H148ZM71 168V170H70V168ZM73 167V168H72ZM99 167V168H98ZM228 169H227V168ZM105 169V170H103V169ZM129 168V169H128ZM236 168V169H235ZM37 170V168L36 167H34V170ZM69 169V170H68ZM123 169V170H122ZM231 169H232V171H231ZM242 169V170H241ZM245 169V170H244ZM33 170V171H34ZM35 170V171H36ZM102 170V171H101ZM223 170H226V171H223ZM34 171V172H35ZM221 171V172H220ZM244 171V172H243ZM72 172H70V173H72ZM108 172V173H107ZM228 172V173H227ZM250 174H249V173ZM104 173V174H103ZM110 173V174H109ZM234 173V174H233ZM239 173V174H238ZM254 173V174H253ZM60 174V175H59ZM58 175H59V177H58V175L56 176V177H58V179L57 178H54V182H52V185L53 186H55L54 188L52 187V191L54 192H56V190L58 189V190H61L62 192L64 191V189H65V187H63L64 185H66V181H64L63 179V176H64V172H63V174L60 172ZM229 174V175H228ZM233 174V175H232ZM250 175V177H251V180H249L250 179V177H249V175ZM79 175V176H78ZM107 175V176H106ZM237 175V176H236ZM244 175V176H243ZM62 176V177H61ZM75 176H77V178H75ZM226 176V177H225ZM79 177V178H78ZM260 177V178H259ZM61 178H63V179H61ZM75 178V179H74ZM56 179H57V181H59V182H57L56 181ZM77 179V180H76ZM78 179H79V181H78ZM108 179V180H107ZM216 180V181H215ZM60 181H62L61 183H60ZM64 181V182H63ZM73 181H76V182H73ZM81 181V183L79 184V182ZM85 181V182H84ZM221 181V182H220ZM82 182H84V183H82ZM87 182V183H86ZM103 182V183H102ZM248 182V183H247ZM65 183V184H64ZM75 185H74V184ZM101 183V184H100ZM104 183H105V185H104ZM111 185H110V184ZM208 183V184H207ZM240 183V184H239ZM63 186H62V185ZM70 184H68L67 185V187H69L70 188ZM106 184H107V186H106ZM224 184V185H223ZM210 185V186H209ZM227 185V186H226ZM58 188H57V187ZM110 186H112V187H110ZM169 186V187H168ZM59 187H61V189L59 188ZM66 187V190L68 189ZM72 187V186H71ZM235 187V188H234ZM104 190H103V189ZM227 188V189H226ZM232 188V189H231ZM95 189V191L96 192H94L93 190ZM101 189V190H100ZM147 189V190H146ZM205 189V190H204ZM262 191H261V193L264 195V185L262 186ZM65 190V191H66ZM99 192H98V191ZM103 190V191H102ZM106 190V191H105ZM108 190V191H107ZM142 190V191H141ZM149 190V191H148ZM166 190H167V192H166ZM211 190V191H210ZM214 190V191H213ZM144 191V192H143ZM148 191V192H147ZM162 191V192H161ZM204 191H205V194H204ZM221 191V192H220ZM224 191V192H223ZM101 192H103V193H101ZM104 192H106V193H104ZM111 192V193H110ZM141 192H143V193H141ZM150 192V193H149ZM154 192V193H153ZM165 192H166V194H165ZM208 194H207V193ZM211 192H214L213 194H211ZM101 193V194H100ZM115 193V194H114ZM152 193V194H151ZM70 193H67V195L66 196H68ZM80 194V195H81ZM90 196H89V195ZM110 194H113L112 196H110ZM143 194V195H142ZM71 195V194H70ZM69 195V196H70ZM95 195V196H94ZM98 195H99V197H98ZM104 195V196H103ZM125 195V196H124ZM142 195V196H141ZM199 195V196H198ZM207 195V196H206ZM209 195V196H208ZM220 195L217 197L218 199H219V197H220ZM65 196V199H67L68 197H66ZM202 196V197H201ZM237 196V197H236ZM246 196V197H245ZM104 197H106V198H104ZM140 197H142V198H140ZM147 197V198H146ZM213 197H212V200H213ZM243 197H244V200H243ZM83 198V199H84ZM95 198H98V199H95ZM100 198V199H99ZM104 198V199H103ZM237 198V199H236ZM93 199V200H92ZM102 199V200H101ZM197 199H198V201H197ZM211 199V198H210ZM85 200V199H84ZM83 200V201H84ZM96 200H99V201H96ZM203 200V201H202ZM66 201V200H65ZM95 201H96V203H95ZM77 202H82V200L81 201H77ZM138 202V203H137ZM213 202V201H212ZM215 202V201H214ZM213 202V203H214ZM236 202V201H235ZM10 203V202H9ZM8 203V205L6 206V204H4V203H0V213L2 214V216H1V214H0V217H2V218H7V217H9V216H11L12 215V210L14 209V207L18 204V202H15V203H10L9 204ZM60 202H57V204H59ZM83 203V202H82ZM200 203H202L203 205H201ZM217 203H218V201H217ZM13 204V205H12ZM225 204V203H224ZM223 203H222V205L223 206H225ZM19 205V204H18ZM53 205H56V203L55 204H53ZM121 205V206H120ZM201 205V206H200ZM210 205H213V204H210ZM209 205V206H210ZM214 205H216V204H214ZM256 205H258V204H256ZM91 206V207H90ZM209 206H207V207H209ZM259 206V205H258ZM257 206V207H258ZM261 206V208H264V205L262 204V205H260ZM259 206V207H260ZM7 207V208H6ZM17 207V206H16ZM193 207V208H192ZM213 209H214V206H211ZM211 207H209V208H207V210L208 211H210L211 213H209L207 210H206V212H207V214H205V217L207 218V220H206V223H211V222H213L214 220H215V213L214 212H212V211H214ZM90 208V209H89ZM215 208H216V206H215ZM11 209V210H10ZM92 209V210H91ZM136 209V210H135ZM84 210H88L89 211V213L88 212H86V211H84ZM115 210V211H114ZM76 211H78V212H76ZM109 212V213H108ZM215 212H216V209H215ZM111 213V214H110ZM129 213V214H128ZM133 213V214H132ZM72 214H73V217H72ZM74 214H76V216L74 215ZM86 214H88V215H86ZM116 214V215H115ZM212 214V215H211ZM208 215H210V218H209V216ZM79 216H81V217H79ZM84 216H85V218H84ZM98 216V217H97ZM99 216H100V218H99ZM76 219H75V218ZM89 217V218H90ZM101 217H103L104 218V220H103V218H101ZM80 218V219H79ZM83 218V219H82ZM182 218V219H181ZM82 220V221H79V220ZM95 219H96V221H95ZM98 219V220H97ZM100 219V220H99ZM108 219H109V221H108ZM113 219V220H112ZM163 219V220H162ZM72 220H74V221H72ZM101 220H103V221H101ZM106 220V221H105ZM187 220V219H186ZM185 220V221H186ZM211 222H210V221ZM161 221V222H160ZM96 222V223H95ZM160 222V223H159ZM11 223H13V226H16L15 225V222H11ZM11 223H9V224H11ZM77 223V224H76ZM79 223V224H78ZM104 223V224H103ZM9 224H7L8 225V227H10V225ZM110 225V226H109ZM168 225V226H167ZM218 225V224H217ZM217 225H215V227L217 226ZM12 226V227H13ZM103 226V227H102ZM107 226V227H106ZM120 226V227H119ZM170 226V227H169ZM177 226H178V228H177ZM75 227V226H74ZM112 227V228H111ZM133 227V228H132ZM176 227V228H175ZM30 228V227H29ZM29 228H21V230L19 231H17V242L19 243V242H21V244H23L22 245V248H23V250L25 249V251L26 250H28V247L26 248V245H28V246H33V247H35L36 246V243H37V247H39V246H41L40 247V249L41 248H46V247H48V246H46V245H50L51 247L52 246H54V245H57L58 243H59V241H60V239L57 237V236H55V235H53V234H49L50 233V230H47V229H45L46 230V232L44 231H42V232H36V233H34V235H33V233H31V230L32 229H29ZM76 228V227H75ZM102 228H103V230H102ZM114 228V229H113ZM164 229V228H166V229H172V230H174V233H172V234H169V235H166V234H162V233H160L159 231H160V229ZM218 228V227H217ZM26 229V230H25ZM29 229V230H28ZM81 229V228H80ZM80 229H78V230H80ZM98 229H99V231H98ZM194 229H198V227H194ZM76 230H77V228H76ZM94 230H93V232H94ZM100 230H102V234L101 233H99L100 232ZM220 230V229H219ZM219 230L217 229H215V232L214 233H216L215 235H217L218 233H219ZM28 233H30V236H29V233L28 234H26V232ZM48 231V232H47ZM175 231H177V232H175ZM214 231V230H213ZM107 232V233H106ZM212 232V231H211ZM19 233H21L22 234V236H21V234H19ZM24 233V234H23ZM47 233V234H46ZM98 233L99 234H101V235H99V236H96L95 234H97L98 235ZM109 235V236H106V235ZM28 235V236H27ZM38 235V236H37ZM92 235H95V236H92ZM212 235H213V232H212ZM211 235V237H214V236H212ZM183 236V237H182ZM20 237V238H19ZM23 237H24V239H23ZM27 237V238H26ZM29 237V238H28ZM50 237V238H49ZM54 239H53V238ZM108 237V238H107ZM130 237V238H129ZM135 237H137L136 238V240H138L139 239V242L141 243H143L144 242V244H145V246L147 245H149V248H148V252H146L145 254H146V256H145V254H143V256H142V254H141V256L138 254V255H136V256H134V258L133 257H130L129 256V254H128V252L126 251V250H124L126 247H128V243L126 242L127 240H126V238H128V240L129 239H134ZM141 237V238H140ZM143 237V238H142ZM23 240H22V239ZM90 237H88V238H86V239H88V240H91V239H89ZM235 238V237H234ZM237 238V237H236ZM21 239V240H20ZM29 239V240H28ZM58 239V240H57ZM84 239V238H83ZM82 239V240H83ZM108 239H109V241H108ZM140 239L142 240V241H140ZM52 240V241H51ZM56 241V242H55ZM92 241V240H91ZM108 241V242H107ZM110 241H112V243L110 242ZM124 241V244L125 243H127L126 244V247H125V245L122 243ZM23 242V243H22ZM54 242H55V244H54ZM195 242V243H194ZM31 243H32V245H31ZM43 243V244H42ZM53 245H52V244ZM107 243H109V244H107ZM121 243V244H120ZM139 243V244H140ZM219 243V241L216 243V244H218ZM25 244V245H24ZM33 244H35V246L33 245ZM40 244V245H39ZM94 244V245H93ZM98 244V245H97ZM106 244V246H104ZM159 244H161V245H159ZM118 245V246H117ZM197 245V246H196ZM132 246V245H131ZM166 246H168L169 248H167ZM196 246V247H195ZM118 247H120V248H122V250L120 249V248H118ZM125 247V248H124ZM133 247V246H132ZM167 249H166V248ZM44 248L42 249L43 251H45L44 250ZM120 249V250H119ZM196 249V250H195ZM1 250H3V249H1ZM1 250H0V261L2 260V256H3V253H4V251L1 253ZM108 250V251H107ZM123 250H124V252H123ZM106 251V252H105ZM168 251H171V252H169L168 253ZM109 252H110V254H109ZM195 252V253H194ZM194 253V254H193ZM168 254V255H167ZM130 257V258H129ZM186 260V259H185ZM2 262V261H1ZM48 262V261H47ZM99 263V264H100ZM0 264H2V263H0ZM45 264H47L46 262H45Z\"/></svg>",
	"mask_w": 264,
	"mask_h": 264
}]
</instances>
